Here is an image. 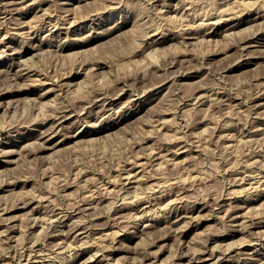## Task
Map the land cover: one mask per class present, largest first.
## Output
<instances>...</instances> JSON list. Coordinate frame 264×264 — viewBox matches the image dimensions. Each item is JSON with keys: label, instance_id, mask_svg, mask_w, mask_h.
Segmentation results:
<instances>
[{"label": "rangeland", "instance_id": "374dc122", "mask_svg": "<svg viewBox=\"0 0 264 264\" xmlns=\"http://www.w3.org/2000/svg\"><path fill=\"white\" fill-rule=\"evenodd\" d=\"M0 1L2 3L10 2V0L9 1L8 0H3V1L0 0ZM15 1L16 0H12V2H10V3L14 4ZM17 1H19V2H16L15 5H12L13 6V7L11 6L12 9L9 8L8 13H6L5 15L2 13L0 14V41H1L0 42V48L2 47V49H0V54L2 51V53L5 55V56H3V54H2V56H0V93L5 92V91L6 92H14L16 90H19L18 89L19 86L22 87L21 85H24L25 83L27 84V86H30L34 82L33 77H35V76H36L35 78L41 77L39 79H41L44 82L46 81V83H47L49 78L53 79V80H57V81L61 80V78L64 80H68V79H70V77L72 75L78 74V73H81V75L78 77V79L75 81V83L79 84L82 82H86V80H87V84L85 86V89H87V91L84 88H83L84 90L82 91V88H81V93L83 94V96L81 97L82 99L78 98L79 96L82 95L79 92L80 89L78 91H75V92L73 90H72V92H71V90H69V92H68V90H66L67 93H65L66 91L62 92V94H59V95H58V93H54V95L51 94L50 96H48L46 98H41L42 97L41 95H43L41 93H44V91H46L47 88H50V84H46L47 86L45 85V86L39 87L37 85V81H36L35 84L37 87L31 86V88H33V90H34L33 94L31 93L30 95H26L29 97H25V100H27V99L30 100V98H31L32 103L30 101L26 102L24 100L22 102L15 101L14 105L18 104L17 109L16 110L9 109L8 111H6L7 107H8L7 104L9 102V100H13V99H11V97H9L6 99V101H4V103H2V106L0 105V130H1L0 131V147H1L0 150L3 149L4 151H6V149H7L9 151L10 148L11 149L13 148L12 150L10 149V151H13L16 148V151L14 150L15 151L14 155H11V156H9L7 153H5V155H4L3 150H2V152L0 151V153L3 154V155L0 154V209H1L0 215L2 216V217L0 216V223H1L0 224V231L2 229L6 230L5 228H7L8 225L12 226V223H13V226L15 224V227L17 226V229H19L17 231V233L11 234V237H9L10 235L2 236L3 230H2V232H0V241L5 240L6 243L8 242L7 244L5 242H2L4 244H2L0 242V252H2L1 248H3V250L5 248L8 249V250L5 249L7 252L4 250V252H6L5 254L3 252V255H1L2 253H0V255H1L0 257H2V258H0V262H1L0 264H2V262H3V264L5 262H7L6 264H10V263L11 264H17L20 257L23 256V253H24V256L27 253L30 254L29 253L30 252L29 251V247H30L29 245H32V243H35V242H33L34 240L36 241V244H37L36 245L37 249L35 248V250L37 251V254L39 253L40 255L49 257L48 261L45 262L46 264H49V263L51 264V262H52V264H84V263H86V264H109V262H111V264H114V263H116V264H133V263L134 264H176L178 262L179 257L181 255H184V254H190V253H188V252H190V250H191L190 255L192 256V254H193L192 257H194L191 259V262L194 261L192 264H203L202 259H204V257L210 259V260H207V262H205L204 264H208V263L211 264L215 261L216 258L214 260L212 258H209L210 254L212 252L210 250H213L214 247H216L215 250L218 251V252H216V254L218 256L219 253H222L223 249L221 248V246L224 244V242H226V244H224V245H226V248L223 245V248H224L223 251H225V249H227L228 246L235 245L234 244L235 242H237L236 245H239V243L240 244L243 243V245L238 246V249H240V251L237 249L235 253H232V255H233V263L232 264H240V263L246 264L249 261H251V258L260 259L262 256H259L257 254H262V255L264 254V231H259V229H255L253 227L251 228V226H249L246 229H242L244 231L241 230L240 232H234V229H236V228L239 229L240 227L236 226V225H232L235 222L233 220V218L235 216H234V212H232V210H231V206L232 205L233 206L238 205L237 208L243 207V206L245 207V205H248V207H250V208H251V206L254 207V205H255V207L259 206L260 210L262 208L261 212L259 211V213L264 215V198H263L264 197V186H263L264 185V177H263V175H264V172H263L264 171V162L263 161L264 160H262V159H264L263 158V156H264V149H263L264 143H263V141L264 140H262V139H264V135H263L264 134V127H263L264 126V118H263L264 108L262 109L263 111L261 110L260 112L256 111L255 108H252L254 106L253 104L255 103V99L258 98V96L264 92V85H263L264 84V43H263L264 40H262L260 46H256V47L252 48L253 52L251 50H248V52H243L238 45L239 43H237L241 40V38H242L241 36H245V38H249V36H251L249 29H251L250 31L252 33V37L258 36L259 38L261 37L262 39H264V33H263L264 32V23H261V25L263 24L262 25L263 27L261 25L257 24L258 22H262V21L264 22V17L260 18L261 20L259 18H257L255 21L253 20V22H248V23L244 24L243 26H241L240 28H238L236 31H239V30L241 31L239 33V35L240 34L241 35L240 36L237 35L238 37H240L239 39L237 36H233V37L224 36L227 33V31L224 30V27H223L222 33L219 35V37H217V40L219 42L213 41L214 42L213 43V42H210L208 40L207 41H205V40L201 41L200 39H197V38L200 37L201 39L202 38L205 39V37H204V34L206 33L205 30L210 31L212 29V23H213L212 20L215 21V19H214L215 16H212L211 19H209V21L206 20L207 21L206 24H208V25H204L202 27V29L199 28V30H198L197 25L200 23V20L198 21V23L196 22L197 21L196 20V17H197L196 12L198 15L199 13H203L204 10L206 11L207 9H209L211 7L213 8V6H214V8L221 7L220 5H222L221 8L224 7V10L228 11L226 5H228V7L230 6L229 7V10H230V8H233L236 6V5L233 6L235 4V1H236V4H238L237 6L241 10L240 9L238 10L237 6L235 7L236 11L233 8L232 16H234V15L236 16V17L235 16L233 17L234 19H236L237 17L238 18L244 17L245 15L252 13V11L254 12V13H252V14H254L253 17H257V15L258 16H264L263 15V13H264V6H263L264 0H262V2H261V0H259V1L258 0H254V1L252 0L253 2L249 0L250 2H252L250 8H249L250 4H249L248 0L243 1L240 4H239V2L242 0H238L239 2L237 0H235V1L234 0H228V2H226L224 4V6L222 3L225 0L224 1L223 0H172V1L171 0H65L66 4L64 3L65 2L64 0H60L62 2H60L58 0H49V1H47V0H40V1L39 0H33V2H32V0H21V1L17 0ZM34 1L35 2L37 1V2L35 3ZM230 1H231V3H229ZM255 1H257L258 4ZM23 2H25V3H23ZM40 2H43V3L40 4ZM244 2H245V5L243 4ZM246 2H248L247 6H246ZM29 3H31V4H29ZM189 3H192V5L191 4L189 5ZM217 3L218 4L221 3V4L218 5ZM27 4H29V6ZM188 5L191 7L186 8V7H188ZM258 6L259 7L262 6V7H260V8H262V10ZM24 7H25V9H24ZM26 7H27V9L28 8L29 9L26 10ZM168 8H170V9L168 10ZM184 8H185V11H184ZM197 8H198V11L196 10ZM200 10H201V12H200ZM243 10L245 12H243ZM255 10H258L259 13ZM173 11H174V13H172ZM186 11H188V12H186ZM183 12H184V15L182 14ZM194 12H195V14H194ZM236 12H238V13H236ZM21 13H22V15H21ZM178 13H179V15H177ZM189 13H191V14H189ZM240 13L242 14V16ZM2 15H4V16L2 17ZM180 15H181V17H177ZM12 17L14 18L13 21H12ZM19 18H20V20H19ZM21 18L23 19V21L24 20L26 21V22L22 21L23 25L21 22V20H22ZM180 19L181 20L183 19V20L180 21ZM187 19H189V21ZM1 20L3 23H1ZM3 20H5V21H3ZM19 21L21 24L19 23ZM56 21H58V22H56ZM67 21H69V22H67ZM71 21H73V24L70 23ZM74 21L76 22V24L74 23ZM186 21L188 22L189 26L187 25ZM64 22H66L67 24ZM183 23H185L186 25L185 24L183 25ZM44 25H46L47 27L46 26L44 27ZM67 25H71V27L70 26L68 27ZM148 25H150V26H148ZM157 25H158V27H157ZM13 26H15V27H13ZM53 26H55V27H53ZM63 26H65V27H63ZM159 26H160V28H159ZM186 26H188L189 28L188 27L186 28ZM191 26H193V27H191ZM206 26H207V28H206ZM208 26H210V27H208ZM259 26H261V27H259ZM50 27L52 28V31H50ZM62 27H63V29H62ZM181 27H183V28H181ZM10 28H12V29H10ZM16 28H18V29H16ZM53 28H55V29H53ZM60 28H61V30H60ZM155 28H157V30H158L157 33L165 34V35L169 36L171 39H169L166 42V44H165L166 46H164V47H166V49L163 48L165 50L162 51V53H160L161 56L158 55V57L160 56L158 60L151 58V60L153 59V60H155V62L157 60L158 62H156V64L153 63V65H152L151 60L148 58L149 63L147 66V63H144V61H146L147 58H145L146 60H144L145 53H143V50H144L143 48L147 44V42H145V41H149L148 37H149L150 33H152V31ZM190 28L193 31L195 30L196 32H192V30H190ZM40 29H42V30H40ZM44 29H46V30H44ZM160 29H162V30H160ZM184 29L185 30L188 29V30L184 31ZM255 29L256 30L258 29V32ZM260 29H261V31H260ZM12 30H14V31L17 30V31L14 33V31H12ZM25 30H27V31H25ZM30 30H33V31L31 32ZM44 31H45V33H44ZM148 31H149V35H148V37H146L145 34H147ZM17 32H19V33H17ZM20 32H23V33H20ZM28 32H30V33H28ZM46 32L47 33L51 32V33L47 35ZM56 32H57V34H56ZM34 33L36 34V36ZM177 33H179V34H177ZM18 34L19 35L21 34V35L19 36ZM67 35H68V38H67ZM45 36L48 38H46ZM160 36L161 35L159 34L157 36V38ZM191 36L195 37V39H189V38H191ZM196 36H198V37H196ZM51 38H54V39L52 40ZM58 38H59V40H57ZM234 38H235V43L237 45L233 44ZM231 39H233V40H231ZM143 40H144V42H143ZM46 41H47V43H46ZM141 42L143 44V47H142ZM31 43L33 45L34 44L36 45V43L38 45L42 44L41 52L40 51H34L32 49L33 45ZM57 46L58 47L60 46V48L58 49ZM65 46H68V47L65 48ZM73 46H74V48H73ZM228 46H229V48H227ZM4 47H6V49ZM184 47H186L187 50H185ZM14 49H16V50H14ZM46 50H48V51H46ZM57 50H58V52H56ZM238 50H240V51H238ZM14 51L16 54H14ZM44 51H46L45 53L47 55L44 54ZM165 51L167 52V54ZM38 52H40V53H38ZM19 53H21V56H23V57L16 59L17 56H19L18 55ZM8 55H10V56H8ZM162 55H164V56L162 57ZM1 57H3V58H1ZM11 57H12V59H10ZM131 58H132V60H130ZM22 59H23V61H22ZM134 59L137 61L141 60L140 61L141 63L138 62L139 64L137 63L138 65H136L135 64L136 62L134 61L135 63L132 64ZM16 60H17V62H16ZM142 60H144V61H142ZM12 63H17V64L13 68H11V70H10V64H12ZM100 63H108L111 66L110 67L111 69L106 68V69L98 70L97 72H99V75L102 76V77L99 76L100 78H103V75H106V76H104V79L100 80V79L96 78V79H91V81H90L89 80L90 78L88 79L89 76H87L83 73H86V72L92 73L93 72V71H91L92 69L90 71H86V69L88 68V70H89V67L93 68L94 66H96ZM25 64H27V65H25ZM30 64L32 65L31 69H29ZM149 65H151L152 67H150ZM20 66H21V68H20ZM22 66H23V68H22ZM26 67L29 69V71L32 72L31 73V74H33L32 78L29 76H26V78H24L25 77L24 76L23 78L15 79L16 80L15 81L12 73H14V71H17V69L18 70L21 69L22 74L26 75V73H27ZM35 68L38 69L39 71L36 70ZM33 70H35L37 73ZM110 70H112V71H110ZM48 71L50 73H48ZM71 71H73V72H71ZM108 73H109V75H107ZM110 73H112V74H110ZM178 74H179V76H178ZM53 75H58L59 77L61 76V78L59 79V77H57V76H55V77H57V78H55V77H53ZM64 75H65V77H64ZM9 76H11V77H9ZM107 77H108V79H107ZM117 78H119V79H117ZM105 79L109 81V84H110V81L113 82L114 84L111 83L110 86L107 84L109 86V88H108V86L105 83L106 87H104L103 82H106ZM116 80H118V81H116ZM13 81L16 83H14ZM122 81H124V82L122 83ZM164 81H165V83H164ZM30 82H31V84H29ZM94 82H96V83H94ZM98 82H101L103 85L101 83H98ZM154 83L157 85L156 88H155ZM160 83H162V85ZM35 84L33 83L32 85H35ZM97 84L98 85L101 84L102 87L99 85L100 87L96 88V86H98ZM159 84H160V86H159ZM91 86H93V87H91ZM164 86H165V88H164ZM262 86H263V89H262ZM203 88L204 89L206 88V91ZM88 89H89V91H88ZM92 89H94V90H92ZM95 89H96V91H95ZM100 89H102V90H100ZM10 90H12V91H10ZM105 90L108 94L105 93ZM217 90H219V91H217ZM98 91L104 92L105 96L107 95L106 96L107 100L106 99L103 100L102 98H100V100L96 101L97 99H96V97H94V95L96 96ZM133 91H134V93H133ZM72 93H75V96ZM84 93H86V94L90 93L91 96L85 95ZM92 93H95V94H92ZM201 93H203V95H204V93H206L205 95H208L210 97L211 96L215 97V98L218 97V99L220 101H222V103L220 101H215V103L212 102V104L210 105V101H212V100H210V101H207L206 103L201 104V106L199 103H197L196 105H198V106H196L195 108H194L195 105H189L191 103V101L194 102L195 98L198 97ZM208 93H210V94H208ZM66 95H69L70 98L67 97ZM20 96H23V95H20ZM59 96L61 98H59ZM76 96H78L77 100H79V101L82 100V101L79 102V101L75 100L74 104H71V103H73V100L76 99ZM253 96H254V98H253ZM63 97H64V99H67V100L62 99ZM88 97L89 98L92 97V99L94 98L96 100H94V99L90 100ZM225 97H227V98H225ZM86 98H88L89 100ZM113 98H115V99H113ZM221 98H223L225 101H223ZM34 99H36V100L34 101ZM40 99L42 100L41 101L42 103L38 102V100H40ZM55 99H57V101ZM189 99L191 100L190 102H188ZM92 101L94 102V104H92L93 103ZM102 101H105V104ZM110 101H113V102H110ZM33 102L34 103L36 102L35 106H34ZM44 102L48 106V108L45 107L46 109L42 108L40 106V105H42V106L45 105ZM52 102L55 103L54 106L52 105L53 104ZM63 102L67 103V105L62 104ZM82 102H84V104ZM30 103H31V106H33L35 108H32L29 105ZM37 103H40V104H37ZM56 103H58V104H56ZM89 103L91 105H86ZM225 103H227V104H225ZM233 103H234V108L232 105ZM49 104L52 106L51 108H50ZM216 104L221 105V106L219 107ZM57 105H59L60 107L58 108ZM70 105L74 106L76 109L74 110V108L71 107ZM112 105H113V107H112ZM209 105H210V108L208 107ZM36 106H39V108H37V109H40V107H41V109L37 111ZM55 106H56V109L55 108L53 109V107H55ZM67 106H68V108H67ZM81 106H83V107H81ZM192 106H193V109H192ZM235 106H236V108H235ZM3 107H4V109H3ZM91 107H93V108H91ZM188 107H190V108H188ZM200 107H202V108H200ZM60 108H61V110H59L60 112H62V111L63 112L67 111V113L71 112L69 118L64 120L63 121L64 123L62 122L63 126H60L57 128V134L52 136L53 137L52 138V144L54 142H57V141L62 142V143L59 146H57L56 149L46 150V151H44L45 152L44 153L43 151H41V149H42V147H44V145H46L47 142L46 141H44L45 143H41V142L43 140H46L45 139V137H46L45 133L47 132V129H49V127H51L54 124V122H53L54 117L57 116V113L60 114V112L57 111V109H60ZM84 108H85V110H84ZM187 108L190 111L187 110ZM42 109H44V110L42 111ZM197 109H199L200 111ZM68 110H70V111H68ZM185 110H187V111H185ZM196 110H197V112H196ZM229 110L231 111L230 114H232V115L228 114ZM253 110H255V111H253ZM182 111L183 112L185 111V112L183 113ZM55 112H56V114H54ZM226 113L229 116H227ZM52 114H53V116H52ZM177 114L178 115L180 114V115L178 116ZM254 114L257 115L256 116L257 118L254 117L255 116ZM259 115H261V117ZM49 116H51L52 118ZM251 116H252L253 120H252ZM77 117H79V118H77ZM159 117L161 120L162 119L168 120V122H167L168 124L166 123V120H165V125H163L166 128H164L163 126H162L163 127L162 128L160 126L162 128L161 131H160V129H158L159 124L157 122H159V121L156 120ZM180 117H182L184 119H180ZM226 117H228V118H226ZM254 119H256V120H254ZM154 120H155V122H154ZM179 120H182V121H179ZM256 121H258V122L256 123ZM259 121L260 122L262 121V122L260 123ZM182 122H183V124H182ZM184 122H186V124ZM228 122H231L232 124L228 123ZM233 122H234V124H233ZM154 123H155L157 128L155 127ZM177 123H178V125H177ZM228 124H231L232 126L235 125V126H233V130L231 128L232 126L228 125ZM166 125H168V126H166ZM214 125H216L218 128L216 126L214 127ZM222 125L225 127H223ZM46 127H48V128H46ZM178 127H179V129H177ZM182 127H183V129H182ZM59 128H60V130H59ZM152 128H154L153 129L154 131L151 130ZM221 129H222V131H221ZM85 130H86V132H85ZM150 130L152 131V133L154 132L152 135L150 133L151 132ZM183 130H185V131H183ZM42 131H44V133ZM157 131H159V132H157ZM40 132L42 134H44L45 136L42 135ZM226 132L230 133L231 136H230V134H229V136H226L227 135ZM80 133H81V135L78 136L77 138H75V134L78 135ZM186 133H188V134H186ZM243 133H244L245 137H244ZM252 133H254V134H252ZM39 134H41V135H39ZM179 134L182 135V137H181L182 139L179 137L180 140L177 139L178 136H181ZM194 134L198 135V137L197 136L193 137ZM221 135H225V137L224 136L221 137ZM257 135H258V137H257ZM260 135H261V137H260ZM26 136L27 137L30 136V138L27 140V139H25ZM183 136H184V138H183ZM187 136H188V138H187ZM232 136H234V137L232 138ZM246 136H247V138H246ZM255 136L259 140L256 139ZM22 137L25 140L21 142L20 140H23ZM142 137H145V138H143L141 140ZM220 137L223 139H220ZM238 137H240V138H238ZM243 137H244V139L246 138L245 139L247 141L246 143H245V140L242 139ZM250 137H253V138H250ZM63 138H65V139H63ZM148 138H150V139H148ZM197 138H198L199 142L196 140ZM146 139H147V141H146ZM253 139L256 141H251ZM60 140H63V141H60ZM191 140H193V142H195V143H193ZM240 140L243 143H240ZM249 140L251 142H249ZM136 141H138V144ZM231 141H233L232 144H231ZM236 141H238L237 144H236ZM59 142H57V143H59ZM139 142H140V144H139ZM226 142L231 144V145L227 146L228 144H226ZM248 142L250 144L254 143L257 147L259 145H261L259 143H262L263 145L259 146L258 148H260V149H258L254 144L253 145L251 144L252 146L250 144L248 145ZM233 143L236 146L233 145ZM54 144H56V143H54ZM23 145L24 146L26 145V146L24 147ZM39 145H40L41 149H40ZM182 145L187 146L188 153L186 151L182 154L176 155V150H178L177 148H179L180 146L182 147ZM189 145H191V147H189ZM197 146H199V147H197ZM164 147H165V149H162ZM233 147H235V148H233ZM253 147H254V149H251ZM151 148H152V150H151ZM168 148H170V149H168ZM193 148L195 149V151ZM155 149H156V151H154ZM32 150H36V151L34 152ZM149 150L151 151V153L149 152ZM157 150L158 151L160 150L161 152H163V154H166V156H165L160 152L161 156L163 155L162 156L163 160H162L161 156L155 160L152 159V158H155L154 157L155 155L158 156L156 154ZM250 150H252V151H250ZM27 151H28V154H27ZM31 151L33 152V154ZM152 151H154V153ZM168 151L170 153H168ZM260 151H261V153H260ZM179 152H182V151H179ZM244 152H246L248 154V156L249 155L250 156L248 157L247 154ZM253 152L255 154H253ZM24 153H26V154H24ZM144 153L145 154L148 153L147 156ZM167 153H168V155H167ZM149 154H151V156ZM253 155H255V156H253ZM177 156H179V157H177ZM149 157H150V159H149ZM164 157H165V159H164ZM136 158L138 159L137 162H142V160L144 161V164L142 162V164H143L142 166H145L146 163H148L146 161L147 159L150 161L149 162L150 164H147V167L145 166L146 167V168H144L145 170L143 169V167H140L145 172H143L140 168H138V166L137 167L135 166V165H137ZM171 158H172V161H171ZM174 158H175V160H174ZM252 159L255 161L257 159L258 160L256 162L252 163V161H253ZM156 160H158V161H156ZM168 160L171 161V163L173 162V160L175 162L178 161L179 164L178 163H177L178 165L175 164V165H177L176 167L174 164H172L173 165L172 166L170 162H169L170 164L168 163ZM244 160H246V161H244ZM130 161H132L133 164ZM159 161L161 162V165L165 161H166L165 163L166 164L168 163L169 165L168 164L166 165L164 163L163 165L164 166L166 165L167 167H164V169L162 170V168L160 167ZM180 161L183 164L180 163ZM259 161H261V162H259ZM125 162H127L126 165H124ZM152 162L153 163L155 162L154 163L156 165L155 167H157L158 170L161 168V171L159 170L160 172H158L157 170L154 171V169H156V168L154 166H152V164H153ZM157 162H158V164H157ZM241 162H243V163H241ZM246 162L248 164L247 166H246ZM233 163H234V165H236L238 167L235 168V166H231V164H233ZM240 163H241V165H243V164L244 165L241 166ZM260 164H262V165L258 167L257 165H260ZM118 167H120V168H118ZM228 167L229 168L232 167V168L229 169ZM246 167H249L250 169L246 168ZM117 168H118V170H116ZM121 168L123 169V171ZM130 168H131V171L138 168L137 170L134 171V173L140 169V171H138L137 174H139V175H141V173H142V175L144 174L143 175L144 178L142 177V179L139 180L141 182L142 181L144 182L143 184L140 182L141 183L140 188H142V189L137 188L138 183H139V181H138V182L129 183L127 186L132 185L133 187H127V189L124 190V186H123V182H125L124 178H123L124 169H128L130 171ZM150 168H152L154 172L153 171L151 172V170H149ZM118 171H120V172H118ZM162 171H164L165 173ZM244 171L247 173H243ZM254 171L256 172V174ZM232 172H238V173H232ZM118 173H120L121 176L116 175ZM200 173H201V175H200ZM203 173H205L206 175H204ZM75 174L78 176H75ZM152 174H154V176H156V177H154ZM189 174L191 176H189ZM244 174H245V177H244ZM114 175H116V177ZM160 175L163 177L161 178ZM187 175H188V177H187ZM192 175H193V179H192ZM236 175H237V177H236ZM252 175L254 178H252ZM95 176H96V178L94 179ZM111 176H113L115 178H117L119 176V179L118 178L117 179H118V181L119 180L120 181L118 182L116 179V183L117 182L118 183L116 185H114L115 178H113ZM150 176H152L154 178H152ZM194 176H196V178ZM204 176L207 178H204ZM246 176H248L249 178ZM102 177H104V178H102ZM168 177L171 178V180ZM199 177H201V179H199ZM240 177L244 179L243 182H241L243 179L241 180ZM145 178H146V180H145ZM180 178H182V179L180 180ZM183 178L184 179L189 178V179L186 181L184 180L185 181L184 182ZM235 178H237V179L235 180ZM86 179H89V180L86 181ZM106 179H110V180L113 179L114 181H110V180H106ZM121 179H123V181ZM158 179H161V180H159L160 184L157 183ZM254 179H256V180H254ZM96 180H98V183ZM99 180H100V182H99ZM155 180H157V181H155ZM173 180H176L179 183V185L176 181L174 182ZM261 180H262V182H261ZM84 181L87 185L85 183H82ZM147 181L148 182L150 181L149 184ZM163 181H166V182H163ZM167 181H168V184L164 185V183L166 184ZM171 181H172V183H171ZM245 181H246V183H245ZM254 181H257V182H255L256 184L254 183ZM66 182H67V184H66ZM102 182H104L105 184L107 183L106 184L107 186L109 184L107 190H105L106 185ZM161 182H163V183H161ZM238 182L239 183L241 182V183L239 184ZM247 182H249V184ZM99 183L102 185H100ZM150 183H151V186H150ZM251 183H252V185H250ZM257 183H259L258 186L260 187V189L256 188V187H258V186H256ZM27 184H28V186H27ZM79 184L81 187H79ZM96 184H98V186ZM155 184H157L159 186H156ZM2 186H3V188H2ZM68 186H69V188H68ZM91 186H92L93 190L91 189ZM101 186H103L104 189ZM110 186L113 189L115 186L116 189L112 190ZM120 186H121V188H120ZM147 186L150 187L148 191H146L148 189ZM155 186L158 188L160 187V189L157 188L158 189V190L156 189L157 191H152V190H155ZM162 186H163V188L161 189ZM243 186H245V188ZM247 186H249L248 187L249 189H246ZM95 187L99 188V189L98 190L96 189L94 191ZM117 187L119 188V190L123 189L122 191H120L121 192L120 194H119V190ZM168 187H170V189H168ZM241 187H243L242 189L244 191L240 190ZM6 188H7V191L5 190ZM164 188L166 189V192H165ZM253 188H255L257 190H254ZM84 189H87V190H84ZM109 189L111 192L110 193L111 196L109 194ZM134 189H136V191H138V192L134 191ZM104 190H105V192H104ZM117 190H118V192H117ZM127 190H129L131 192H129ZM140 190H142V192H140ZM160 190H162V191H160ZM250 190H251V192H250ZM67 191H68V193H67ZM106 191H108V192H106ZM114 191H116V192H114ZM181 191L183 194L181 193ZM233 191L234 192L236 191L237 194H236V192H235V194L232 193ZM238 191H240L241 193ZM247 191L249 194L247 193ZM61 192H62V194H61ZM64 192L66 193L65 196H64ZM95 192H99L98 195H97V193L95 194ZM101 192L103 194V195L101 194L102 196L100 195ZM135 192L138 194H135ZM69 193H70V197L68 196ZM87 193H88V195H87ZM89 193H90V195H89ZM107 193L109 195H107ZM114 193H116V194L114 195ZM122 193L123 194L125 193V195H124L125 198L129 197L131 199H133V198L136 199V197H138V199H137L138 201L134 200V199L131 200L128 198L129 200H126V201L129 202V208H123V206H121L124 203L122 201V200H124ZM139 193H140V195L142 194V196H139ZM145 193H146L147 197L145 196ZM228 193H229V195H227ZM238 193H239V195H238ZM258 193H260V196ZM104 194H106V195H104ZM150 194H151V196H150ZM176 194H178V195H176ZM232 194L234 195L233 198L235 201L234 200L231 201L232 202V204L230 205L231 211L229 210V207H228L229 205L227 207H224V210H223V208L218 209L217 204L222 200H227V198H230V195L232 197ZM85 195L87 196V199L85 198ZM92 195H93V198H91ZM116 195H119V196H116ZM120 195H122V199H121ZM59 196H61V197H59ZM148 196H149V198H148ZM154 196H156V197H154ZM164 196H166V197L164 198ZM223 196L226 198H223ZM34 197H36L35 200H34ZM41 197H42V199H41ZM77 197H78V200H77ZM141 197H142V199L145 198V199L149 200V203L141 202L140 201ZM181 197H184L183 198L184 200ZM220 197H221V199H220ZM39 198L41 201H39ZM101 198L103 200V201L101 200L102 203L100 201H98V199L100 200ZM171 198H172V203L170 205V204H168V200L170 201ZM173 198L178 200L179 203H178V201L176 202V200ZM178 198H180V199H178ZM256 198H257V200H255ZM22 199H24V200H22ZM53 199H54V202H53ZM112 199H114V202H112L113 201ZM25 200H26V202H28L27 206H26ZM86 200H88V201H86ZM90 200H92L93 203ZM115 200H117V201L115 202ZM173 200H174V202H173ZM243 200L245 203L243 202ZM22 201L25 203V205ZM80 201H83V202L80 203ZM96 201H98L100 204ZM109 201L111 202V204ZM135 201H136V205L133 203ZM157 201H159L161 204ZM183 201H184V203H183ZM44 202H45V204H43ZM74 202H75L76 206L73 205ZM119 202H122V203L120 204ZM153 202H154V204H153ZM155 202H156L157 206H155L156 205ZM175 202H176V204H175ZM49 203H50V205H47ZM76 203H78V204H76ZM107 203H109V205H111V206H108ZM141 203H143V204H141ZM234 203L235 204L237 203V204L235 205ZM20 204H21V206H20ZM112 204L114 206H112ZM131 204H132V206H131ZM145 204L146 205L149 204V205L145 206ZM163 204L166 207H163L164 206ZM180 204H182V205H180ZM250 204H254V205H250ZM88 205H91L93 208H91V206L89 207ZM93 205L94 206L100 205V206H98L100 209L97 206L96 207L99 209V211L101 213ZM185 205H187L188 207ZM46 206H49V207L46 208ZM56 206H58L59 208ZM71 206H72V209H71ZM82 206L89 207L90 209H88V211L90 210L89 211V212H91L90 214H92L94 212L93 214H96V215H93V214L90 215V214H88L89 213L88 211H87L88 213L87 212H81V213H83L81 215L79 212V209L82 208ZM117 206H119V208H121V207L122 208L118 209ZM177 206H179V207H177ZM215 206H216V208H215ZM34 207H36V208H34ZM62 207H63V209H62ZM73 207H75V208H73ZM145 207H146V209H145ZM193 207H195V208H193ZM199 207L204 208V210L201 211L200 213H197V214H200L201 216L203 214L205 217L202 216V218H203L202 219L201 216L199 215L200 217L197 219L198 215L195 213L194 216L197 215V217H195L194 219H188V220L183 219L181 224L187 223L186 224L187 226H184L183 224L182 225L184 227L180 226L184 229V231L181 228L180 231H174V232L171 231L170 232L169 230H171V229H169L170 227L166 226L167 223L165 224V222L159 221V219H157V217L162 219L163 216L168 217L167 219H171L176 214H178V215L179 214L180 215L185 214L184 216H186V214L188 213L187 214V216H188L190 214V212H192L194 209L199 208ZM253 207L251 209H252V212L254 213L256 208L255 207L253 208ZM12 208H14V209H12ZM48 208L52 209L53 213H52V210L49 211ZM65 208L69 209V210L67 211ZM139 208H141V210ZM148 208L150 211L152 210L151 211L152 214L149 213L150 211L148 210ZM227 208L229 211L227 210ZM43 209H45V210L47 209L48 212H43L44 211ZM109 209L111 210V212ZM136 209H139V210H136ZM159 209H160V211H159ZM174 209L177 211H175ZM2 210L4 211V213H1ZM39 210H40V212H39ZM57 210H58V212H57ZM95 210H97V212L101 215V217H100V215H98V213ZM112 210L116 211V212H113ZM117 210H118V212H117ZM132 210L135 212V214ZM183 210H186V211H183ZM258 210H259V208L256 211H258ZM29 211L34 212L32 214L36 218L33 219V217L31 216V212H29ZM210 211L212 212L211 216L209 213H207L208 215L206 214V212H210ZM226 211H228V212H226ZM66 212L70 213L71 214L70 216H72V217L69 218L70 220L68 219L66 221V223H68L67 224L68 226L64 227L65 229L63 228L64 230H61V232L59 231L60 234L62 233L63 235L65 234L67 236V234L69 233V230H70V225L71 226L76 225V223H73L76 219L75 222H77V224L83 223V225L81 224L82 229L80 232L84 231L82 235H80L79 237L77 236V237H78V239L81 238V239H79L80 241L83 240L86 243H84L82 241V242H80V244H78L79 240H77V237L74 238L75 234H77L78 232L75 233L70 238V240H68V243H66V244H61L62 240L60 238H58V236H55L56 235L55 233L53 234L52 226L50 227V216L55 217L56 215L59 216L60 214H65ZM126 212L129 214L131 213L133 215L130 214L131 215L130 216L129 214H127V218H126V216H125ZM160 212L163 215H161ZM163 212H165V213H163ZM112 213H113V215H112ZM121 213H124L123 218L121 217L117 221H115V223H113V221H111L109 216H120ZM136 213H138V215L139 214L141 215V213H142L143 217L142 216L139 217L138 215H136ZM218 213H219V215H218ZM227 213H229V214H227ZM255 213H256V215L255 214L254 215L256 217L254 218L253 221H255V219L257 221L262 220V219L264 220L263 215L258 214L259 215L258 216L257 212H255ZM45 214L47 215V219H49V220H47L46 218H44V219L40 218L43 215H44V217H46ZM54 214H56V215H54ZM103 214H105V215H103ZM83 215L84 216L86 215V216L84 217ZM97 215H98V217H97ZM149 215H153V220L146 221L149 219V217H150ZM3 216L6 217L7 220H6V218H3ZM15 216H17V217L13 218ZM18 216H19V218H18ZM48 216H49V218H48ZM80 216L81 217L83 216V217L80 218ZM128 216H130V217H128ZM217 216H219L220 218H217ZM27 217L29 220L30 219L31 220L29 221L27 219ZM92 217L93 218L95 217V219H93ZM96 217L98 219H96ZM105 217H107V219ZM138 217L141 219H139ZM145 217H146V219H145ZM151 217H150V219H151ZM231 217H233V218H231ZM258 217H259V220H258ZM11 218H13L14 220ZM3 219H5L6 221H4ZM9 219H11V221H10L11 223L8 221ZM41 219H43L44 221ZM77 219H78V221H77ZM144 219H145V221H144ZM196 219L200 220L201 222L198 221V223H197ZM35 220L36 221L39 220V221L43 222L41 224L38 223L37 227H35L36 229L38 228L40 230L41 228H43L42 226L45 227V225L47 224L46 225L47 229L46 228L44 229V231L47 234H45L44 231L42 232V230H41V232H40L37 229V232L39 231V234L37 233L38 235L36 236V234H35L36 229L31 228L32 225L34 224V222H36ZM71 220L73 221L72 224H70ZM32 221H33V223H32ZM47 221H49V222H47ZM81 221H83V222H81ZM105 221H107L108 223ZM147 222H151L150 224H155V227H152L153 228L152 230L151 229H145L144 226L146 224H148ZM123 223H124V225H122ZM225 223H226V225H225ZM110 224L114 225V226H111ZM126 224H128V225H126ZM130 224H132V225H130ZM188 224H190V225H188ZM235 224L238 225L239 222H237ZM247 224H249V223H247ZM22 225L26 226V227H24L25 230L22 229L23 228ZM120 225H121V227H120ZM125 226H126V228H125ZM234 226H236V227H234ZM48 227H50L49 231H47ZM113 227H114V229H113ZM232 227H234V228L232 229ZM115 229H116V231H115ZM103 230L105 232H103ZM108 230H109V232H108ZM113 230H114L115 234H114ZM124 230H126V231L124 232ZM21 231H22V234H25L26 232H28V233H26L27 236L25 234V236L23 235V237H21V235H20ZM62 231H64V232L67 231L66 232L67 234L62 232ZM110 231H112V232H110ZM117 231H121V232H117ZM250 231H252L251 234H250ZM106 232H108V233H106ZM176 232H178V233H176ZM227 232H229V233H227ZM117 233H120V234H117ZM182 233H184V234H182ZM40 234H41V236H40ZM93 234H95V235H93ZM106 234L107 235L109 234L108 235L109 237ZM177 234H179V235H177ZM180 234H182V235L179 238ZM99 235H101V239H100ZM104 235H106L105 236L106 238L102 237ZM113 235H115V236L117 235L116 238H114L115 236H113ZM16 236H18V237H16ZM29 236L32 238L30 239ZM39 236H40V238H38ZM92 236H94V237L99 236V237L98 238L97 237L92 238ZM14 237H15V239H14ZM28 237H29V239H28ZM67 237H69V235ZM73 238H74V241L72 242ZM96 238H97V240H96ZM112 238H113V240H111ZM22 239L23 240L25 239L26 242L24 240V242H25L24 243ZM98 239H100L101 242H103L102 247H101V242L99 244H97L100 241ZM181 239L184 240L183 243H181V241H183ZM206 239L209 242V243L206 242L207 244L205 243ZM19 240L22 243L19 242ZM44 240H45V242H44L45 244L43 243ZM90 240H91V242H90ZM94 240H96V244L98 246L97 245L94 246V244H95ZM107 240H108V242H107ZM31 241H32V243H31ZM37 241H38V243H37ZM70 241L72 242V244L69 243ZM111 241H113L116 245L113 244V242H111ZM241 241H242V243H241ZM243 241L246 243H244ZM14 242H16V243H14ZM40 242H41V245H40ZM59 242H60V244H59ZM216 242H218L217 245L220 244L219 245L220 249H218L219 246L218 247L215 246ZM227 242L228 243L232 242L233 244L230 243V245H229ZM260 242H262L261 245H260ZM19 243H20V245H19ZM106 243H107V245H111V248L109 246H107ZM221 243H223V244H221ZM249 243H251V244H249ZM76 244H78V245H76ZM82 244L83 245L85 244V247ZM4 245H5V247H4ZM60 245H62V246H60ZM65 245H67V246L65 247ZM206 245H208V246L205 247ZM259 245L261 247H259ZM1 246H3V247H1ZM39 246L41 247V249H39L40 248ZM42 246L44 247L45 250L47 248L48 249L44 252L43 251L44 249ZM58 246H60V247H58ZM90 246H92V247L94 246V248H96V249L99 248L100 250L99 249H97V250L100 253L103 252L102 249L105 250L103 253H101L102 255L100 253H98L99 256H102V258H104L103 261L96 263L95 260L90 261V260L86 259L89 255H82L81 249H83V248L86 249ZM105 246H106V248H105ZM212 246H213V248H212ZM79 247H80V249H79ZM256 247L259 250L262 249V250H260L261 252ZM23 248L26 250H23ZM76 248H77V250H76ZM112 249L114 252H110ZM194 249H196V252L199 250L198 251L199 253H196ZM202 249L203 250L205 249V251L201 252L200 250H202ZM71 250L72 251L74 250V251L72 252ZM254 250H256V252ZM8 251L10 252L11 255L8 253ZM60 251H62V252H60ZM252 251H253V253H252ZM20 252H22V253H20ZM47 252H50V253H47ZM43 253H46V254H43ZM180 253H182V254H180ZM201 253H203V254H201ZM20 254H21V256H19ZM52 254H54V256ZM65 254H67V255H65ZM72 254L74 255V257ZM176 254L178 256L179 255L180 256L178 257V256H176ZM104 255H106V257ZM219 255H221V254H219ZM60 257L64 261L62 259H60ZM246 258H248V259H246ZM74 259H76V260H74ZM108 259H109V261H108ZM135 259H136V263L134 262ZM142 259L143 260L145 259V260L143 261ZM6 260H9V261H6ZM60 260H62V261H60ZM83 260H85L86 262L85 261L83 262ZM116 260H117V262H116ZM118 260H119V262H118ZM240 260H242V261H240ZM59 261H60V263H59ZM68 261L70 263H68ZM80 261L83 263H81ZM211 261H213V262H211ZM93 262H95V263H93ZM236 262H238V263H236ZM225 264H228V263H225Z\"/></svg>", "mask_w": 264, "mask_h": 264}, {"label": "bare ground", "instance_id": "6f19581e", "mask_svg": "<svg viewBox=\"0 0 264 264\" xmlns=\"http://www.w3.org/2000/svg\"><path fill=\"white\" fill-rule=\"evenodd\" d=\"M2 1H3V0H2ZM8 1H9V0H8ZM20 1H21V0H20ZM39 1H40V0H39ZM47 1H49V0H47ZM58 1H60V0H58ZM64 1H65V0H64ZM171 1H172V0H171ZM171 1H170V2H171ZM223 1H224V0H223ZM234 1H235V0H234ZM237 1H238V0H237ZM243 1H245V0H242V1H240V2L238 1V2H239V4H240V3L243 2ZM250 1H252V0H250ZM250 1L248 0V2H249V4H250V5H249V8H250V6H251V4H252V2H253L254 0H253L252 2H250ZM258 1H259V0H258ZM0 2H1V1H0ZM10 2H12V0H10ZM10 2H8V3H6V2L2 3V2H1V3H0V14L2 13V14L5 15L6 13H8V12H9V8H11L12 5H15V3H16V2H19V1L16 0L14 4H13V3H10ZM27 2H28V1H27ZM32 2H33V0H32ZM34 2H35V1H34ZM36 2H37V1H36ZM36 2H35V3H36ZM44 2H45V1H44ZM55 2H56V1H55ZM60 2H62V1H60ZM69 2H70V1H69ZM69 2H68V3H69ZM71 2H72V1H71ZM166 2H167V1H166ZM221 2H222V1H221ZM226 2H228V0H225V1L222 3L223 6H224V4H225ZM232 2H233V1H232ZM238 2H237V3H238ZM248 2H246V6H247V3H248ZM255 2L257 3V1H255ZM261 2H262V0H261ZM23 3H25V2H23ZM23 3H22V4H23ZM42 3H43V2H40V4H42ZM50 3H51V2H50ZM64 3L66 4V1H65ZM68 3H67V4H68ZM229 3H231V1H230ZM229 3H228V4H229ZM233 3H234V2H233ZM233 3H232V4H233ZM29 4H31V3H29ZM29 4H27V5L29 6ZM51 4H52V3H51ZM61 4H62V3H61ZM61 4H60V5H61ZM70 4H71V3H70ZM167 4H168V3H167ZM170 4H171V3H170ZM190 4L192 5V3H189V5H190ZM217 4H218V3H217ZM219 4H221V3H219ZM219 4H218V5H219ZM243 4L245 5V2H244ZM243 4H242V5H243ZM253 4H254V3H253ZM257 4H258V3H257ZM262 4H263V3H262ZM32 5H33V4H32ZM32 5H31V6H32ZM57 5H58V4H57ZM62 5H63V4H62ZM165 5H166V4H165ZM189 5H188V7H186V8L191 7V6H189ZM230 5H231V4H230ZM235 5H236V6L238 5V4H236V1H235V4H234L233 6H235ZM255 5H256V4H255ZM259 5H260V4H259ZM28 6H27V7H28ZM39 6H40V5H39ZM169 6H170V5H169ZM202 6H203V5H202ZM220 6L222 7V5H220ZM236 6H235V7H236ZM246 6H245V7H246ZM256 6H257V5H256ZM263 6H264V4H263ZM12 7H13V6H12ZM27 7H26V10L29 9V8L27 9ZM36 7H37V6H36ZM205 7H206V6H205ZM209 7H210V6H209ZM216 7H217V6H216ZM221 7L214 8V6H213V8L211 7V8H209V9H207L206 11L204 10L205 12L199 7V8L203 11V13H199V14L197 15V12H196V16H197V17H196V20H197L196 22L198 23V21L200 20V23L197 25L198 30H199V28L202 29V27H203L204 25H208V24H206V22H207L206 20L209 21V19H211L212 16H215V18H214L215 21L212 20V21H213V23L211 22V23H212V29H211L210 31H208V30L206 31V30H205V32H206V33L204 34L205 39L202 38V39H203V40H202L200 37L197 38V39H200L201 41H204V40L207 41V40H208V41H210V42H213V41L216 42V41H218V40H217V37H219V35L222 33V28H223V27H224V30L227 31V33H226L224 36H227V37H233V36H237V35L240 36L241 34L239 35V33H240L241 31H240V30H239V31H236L238 28H240L241 26H243L244 24H246V23H248V22H253V20L255 21L257 18L260 19V18L264 17V16H258V15H257V17H253L254 14H252V13H254V12L251 10L252 13H249L248 15H245L244 17H240V18L237 17L236 19H234L233 17H234L235 15L232 16V13H233L232 11H233V8H234V10H235V7L230 8V10H229V7H230V6L228 7V5H226L228 11H225V10H224V7H223V8H221ZM231 7H232V6H231ZM237 7H238V6H237ZM258 7H259V6H258ZM260 7H262V6H260ZM260 7H259V8H260ZM20 8H21V7H20ZM161 8H162V7H161ZM202 8H203V7H202ZM207 8H208V7H207ZM11 9H12V8H11ZM11 9H10V10H11ZM13 9H14V8H13ZM22 9H23V8H22ZM24 9H25V7H24ZM163 9H164V8H163ZM169 9H170V8H168V10H169ZM192 9H193V8H192ZM227 9H226V10H227ZM231 9H232V10H231ZM237 9L239 10L240 8L238 7ZM256 9H257V8H256ZM260 9L262 10V8H260ZM260 9H259V10H260ZM17 10H18V9H17ZM26 10H25V11H26ZM30 10H31V9H30ZM164 10H165V9H164ZM174 10H175V9H174ZM177 10H178V9H177ZM196 10L198 11V8H197ZM201 10H200V12H201ZM240 10H241V9H240ZM249 10H250V9H249ZM31 11H32V10H31ZM165 11H166V10H165ZM171 11H172V10H171ZM184 11H185V8H184ZM194 11H195V10H194ZM235 11H236V10H235ZM255 11L258 12V10H255ZM22 12H23V11H22ZM161 12H162V11H161ZM166 12H167V11H166ZM186 12H188V11H186ZM191 12H192V11H191ZM243 12H245V11L243 10ZM172 13H174V11H173ZM176 13H177V12H176ZM176 13H175V14H176ZM236 13H238V12H236ZM241 13H242V12H241ZM241 13H240V14H241ZM258 13H259V12H258ZM258 13H257V14H258ZM182 14L184 15V12H183ZM189 14H191V13H189ZM192 14H193V13H192ZM194 14H195V12H194ZM234 14H235V13H234ZM255 14H256V13H255ZM4 15H2V17H3ZM19 15H20V14H19ZM21 15H22V13H21ZM21 15H20V16H21ZM47 15H48V14H47ZM60 15H61V14H60ZM68 15H69V14H68ZM171 15H172V14H171ZM177 15H179V13H178ZM183 15H182V16H183ZM185 15H186V14H185ZM261 15H262V14H261ZM263 15H264V13H263ZM26 16H27V15H26ZM50 16H51V15H50ZM174 16H175V15H174ZM241 16H242V14H241ZM53 17H54V16H53ZM68 17H69V16H68ZM177 17H181V15H180V16H177ZM186 17H187V16H186ZM235 17H236V16H235ZM6 18H7V17H6ZM24 18H25V17H24ZM50 18H51V17H50ZM54 18H55V17H54ZM59 18H60V17H59ZM70 18H71V17H70ZM183 18H184V17H183ZM187 18H188V17H187ZM13 19H14V18L12 17V21H13ZM15 19H16V18H15ZM21 19H22V18H21ZM66 19H67V18H66ZM189 19H190V18H189ZM189 19H187V20L189 21ZM192 19H193V18H192ZM8 20H9V19H8ZM17 20H18V19H17ZM17 20H16V21H17ZM19 20H20V18H19ZM53 20H54V19H53ZM68 20H69V19H68ZM182 20H183V19H182ZM182 20L180 19V21H182ZM185 20H186V19H185ZM190 20H191V19H190ZM260 20H261V19H260ZM3 21H5V20H3ZM10 21H11V20H10ZM22 21H23V19L21 20V22H22ZM24 21H25V20H24ZM24 21H23V22H24ZM44 21H45V20H44ZM44 21H43V22H44ZM49 21H50V20H49ZM23 22H22V25H23ZM25 22H26V21H25ZM46 22H47V21H46ZM56 22H58V21H56ZM61 22H62V21H61ZM67 22H69V21H67ZM186 22H187V21H186ZM1 23H3L2 20H1ZM10 23H11V22H10ZM14 23H15V22H14ZM14 23H13V24H14ZM19 23H20V21H19ZM19 23H18V24H19ZM64 23H66V22H64ZM70 23L73 24V21H71ZM74 23L76 24L75 21H74ZM189 23H190V22H189ZM208 23H209V22H208ZM259 23H260V24H259ZM261 23H264V22H263V21H262V22H258L257 24H258V25H261ZM20 24H21V23H20ZM42 24H43V23H42ZM44 24H45V23H44ZM46 24H47V23H46ZM51 24H52V23H51ZM55 24H56V23H55ZM57 24H58V23H57ZM61 24H62V23H61ZM66 24H67V23H66ZM66 24H65V25H66ZM184 24H185V23H183V25H184ZM193 24H194V23H193ZM209 24H210V23H209ZM257 24H256V25H257ZM10 25H11V24H10ZM24 25H25V24H24ZM26 25H27V24H26ZM62 25H63V24H62ZM185 25H186V24H185ZM187 25L189 26L188 22H187ZM195 25H196V24H195ZM262 25H263V24H262ZM262 25H261V26H262ZM42 26H43V25H42ZM45 26H46V25H44V27H45ZM57 26H58V25H57ZM60 26H61V25H60ZM67 26H68V27H69V26L71 27V25H67ZM77 26H78V25H77ZM148 26H150V25H148ZM154 26H155V25H154ZM180 26H181V25H180ZM188 26H186V28H187ZM261 26H259V27H261ZM13 27H15V26H13ZM24 27H25V26H24ZM26 27H27V26H26ZM46 27H47V26H46ZM53 27H55V26H53ZM63 27H65V26H63ZM63 27H62V29H63ZM75 27H76V26H75ZM155 27H156V26H155ZM157 27H158V25H157ZM191 27H193V26H191ZM208 27H210V26H208ZM262 27H263V26H262ZM21 28H22V27H21ZM37 28H38V27H37ZM77 28H78V27H77ZM80 28H81V27H80ZM153 28H154V27H153ZM153 28H152V29H153ZM159 28H160V26H159ZM181 28H183V27H181ZM188 28H189V27H188ZM197 28H196V29H197ZM206 28H207V26H206ZM213 28H214V29H213ZM3 29H4V28H3ZM10 29H12V28H10ZM16 29H18V28H16ZM25 29H26V28H25ZM46 29H47V28H46ZM46 29H44V30H46ZM48 29H49V28H48ZM53 29H55V28H53ZM57 29H58V28H57ZM68 29H69V28H68ZM71 29H72V28H71ZM71 29H70V30H71ZM209 29H210V28H209ZM34 30H35V29H34ZM40 30H42V29H40ZM60 30H61V28H60ZM60 30H59V31H60ZM160 30H162V29H160ZM186 30H188V29H186ZM186 30L184 29V31H186ZM190 30H192V29L190 28ZM250 30H251V29H249V32H250L251 36H249V38H245V36H241V37H242L241 40H240L239 42H237V43H239L238 45H239V47L241 48V50H242L243 52H248V50H251V51H252V48H253V47L260 46L262 40H264V39H262L261 37L259 38L258 36H256V37H252V33H251ZM255 30H256V29H255ZM255 30H254V31H255ZM9 31H10V30H9ZM9 31H8V32H9ZM12 31H14V30H12ZM12 31H11V32H12ZM16 31H17V30H15L14 33H15ZM20 31H21V30H20ZM25 31H27V30H25ZM30 31L32 32L33 30H30ZM50 31H52V28H51V27H50ZM75 31H76V30H75ZM75 31H74V32H75ZM252 31H253V30H252ZM256 31L258 32V29H257ZM260 31H261V29H260ZM260 31H259V32H260ZM38 32H39V31H38ZM47 32H48V31H47ZM47 32H46V33H47ZM57 32H58V31H57ZM57 32H56V34H57ZM60 32H61V31H60ZM60 32H59V33H60ZM157 32H158V30H157V28H155V29L152 31L153 34L150 33V35H149V31H148L147 34H145L146 32L144 33V34L146 35V37H148V35H149V37H148V38H149V41H145V42H147V44H146L145 47L143 48V49H144V50H143V53H145L144 60H146L145 58H147V60H146V61L142 60V61H144V63H147V66H148V63H149V62H148V58H149L150 60H151V58H153V59H157V60H158L159 57L161 56L160 53H162V51H164V50L166 49V47H164V46H166V45H165L166 42H167L169 39H171L169 36H167V35H165V34L157 33ZM187 32H188V31H187ZM190 32H191V31H190ZM192 32H196V31H195V30H194V31L192 30ZM17 33H19V32H17ZM20 33H23V32H20ZM25 33H26V32H25ZM28 33H30V32H28ZM28 33H27V34H28ZM44 33H45V31H44ZM50 33H51V32H50ZM50 33H47V35L50 34ZM172 33H173V32H172ZM254 33H255V32H254ZM263 33H264V32H263ZM11 34H12V33H11ZM34 34H35V33H34ZM159 34H160L161 36L157 38V36H158ZM177 34H179V33H177ZM177 34H176V35H177ZM187 34H188V33H187ZM14 35H15V34H14ZM18 35H19V34H18ZM20 35H21V34H20ZM20 35H19V36H20ZM29 35H30V34H29ZM60 35H61V34H60ZM60 35H59V36H60ZM183 35H184V34H183ZM255 35H256V34H255ZM23 36H24V35H23ZM23 36H22V37H23ZM30 36H31V35H30ZM35 36H36V34H35ZM198 36H199V35H198ZM198 36H196V37H198ZM238 36H237V37H238ZM246 36H247V35H246ZM262 36H263V35H262ZM45 37H46V36H45ZM53 37H54V36H53ZM56 37H57V36H56ZM56 37H55V38H56ZM61 37H62V36H61ZM46 38H48V37H46ZM49 38H50V37H49ZM67 38H68V35H67ZM172 38H173V37H172ZM186 38H187V37H186ZM239 38H240V37H238V39H239ZM32 39H33V38H32ZM51 39L53 40L54 38H51ZM63 39H64V38H63ZM145 39H146V38H145ZM189 39H195V37H192V36H191V38H189ZM197 39H196V40H197ZM39 40H40V39H39ZM42 40H43V39H42ZM57 40H59V38H58ZM231 40H233V39H231ZM236 40H237V39H236ZM44 41H45V40H44ZM54 41H55V40H54ZM60 41H61V40H60ZM237 41H238V40H237ZM0 42H1V41H0ZM12 42H13V41H12ZM42 42H43V41H42ZM51 42H52V41H51ZM143 42H144V40H143ZM181 42H182V41H181ZM186 42H187V41H186ZM214 42H213V43H214ZM218 42H219V41H218ZM218 42H217V43H218ZM46 43H47V41H46ZM58 43H59V42H58ZM183 43H184V42H183ZM189 43H190V42H189ZM201 43H202V42H201ZM206 43H207V42H206ZM232 43H233V42H232ZM263 43H264V42H263ZM31 44H32V43H31ZM43 44H44V43H43ZM55 44H56V43H55ZM62 44H63V43H62ZM76 44H77V43H76ZM141 44H142V42H141ZM181 44H182V43H181ZM215 44H216V43H215ZM229 44H230V43H229ZM233 44H236V43H235V38H234V43H233ZM233 44H232V45H233ZM32 45H33V44H32ZM57 45H58V44H57ZM66 45H67V44H66ZM72 45H73V44H72ZM78 45H79V44H78ZM184 45H185V44H184ZM230 45H231V44H230ZM230 45H229V46H230ZM236 45H237V44H236ZM41 46H42V44H39V45H38V44L36 43V45L34 44V45L32 46V49H33L34 51H40V52H41V50H42V47H41ZM53 46H54V45H53ZM229 46H228L227 48H229ZM233 46H234V45H233ZM261 46H262V45H261ZM57 47H58V46H57ZM62 47H63V46H62ZM67 47H68V46H65V48H67ZM142 47H143V44H142ZM4 48L6 49V47H4ZM59 48H60V46L58 47V49H59ZM73 48H74V46H73ZM163 48H165V49H163ZM184 48H185V50H187L186 47H184ZM227 48H226V49H227ZM0 49H2V47H1ZM10 49H11V48H10ZM43 49H44V48H43ZM47 49H48V48H47ZM68 49H69V48H68ZM238 49H239V48H238ZM3 50H4V49H3ZM14 50H16V49H14ZM44 50H45V49H44ZM48 50H49V49H48ZM48 50H46V51H48ZM51 50H52V49H51ZM53 50H54V49H53ZM4 51H5V50H4ZM46 51H44V54H46V53H45ZM167 51H168V50H167ZM214 51H215V50H214ZM216 51H217V50H216ZM238 51H240V50H238ZM40 52H38V53H40ZM42 52H43V51H42ZM49 52H50V51H49ZM56 52H58V50H57ZM165 52H166V51H165ZM165 52H164V53H165ZM186 52H187V51H186ZM252 52H253V51H252ZM254 52H255V51H254ZM4 53H5V52H4ZM21 53H22V52H21ZM21 53L18 54L19 56H17L16 59H19V58L23 57V56H21ZM50 53H51V52H50ZM187 53H188V52H187ZM216 53H217V52H216ZM2 54H3V53H2V51H1L0 56H2ZM14 54H16L15 51H14ZM23 54H24V53H23ZM166 54H167V52H166ZM166 54H165V55H166ZM185 54H186V53H185ZM251 54H252V53H251ZM11 55H12V54H11ZM46 55H47V54H46ZM139 55H140V54H139ZM158 55H160V56L158 57ZM240 55H241V54H240ZM246 55H247V54H246ZM252 55H253V54H252ZM3 56H5V55L3 54ZM6 56H7V55H6ZM8 56H10V55H8ZM136 56H137V55H136ZM156 56H157V57H156ZM163 56H164V55H162V57H163ZM185 56H186V55H185ZM241 56H242V55H241ZM137 57H138V56H137ZM251 57H252V56H251ZM1 58H3V57H1ZM10 59H12V57H11ZM23 59H24V58H23ZM23 59H22V61H23ZM153 59H152V60H153ZM20 60H21V59H20ZM130 60H132V58H131ZM150 60H149V61H150ZM152 60H151L152 65H153V63L156 64V62H158L157 60H156V62H155V60H153V61H152ZM22 61H21V62H22ZM134 61H135L136 63H135ZM140 61H141V60H140ZM140 61H139V60L137 61V60L134 59L133 62H132V61H131V62H132V64L135 63L136 65H138V64H139L138 62H140ZM249 61H250V60H249ZM16 62H17V60H16ZM103 62H104V61H103ZM129 62H130V61H129ZM10 63H11V62H10ZM137 63H138V64H137ZM140 63H141V62H140ZM142 63H143V62H142ZM243 63H244V62H243ZM8 64H9V63H8ZM16 64H17V63H12V64H10V70H11V68H13ZM92 64H93V63H92ZM155 64H154V65H155ZM19 65H20V64H19ZM22 65H23V64H22ZM25 65H27V64H25ZM130 65H131V64H130ZM234 65H235V64H234ZM239 65H240V64H239ZM83 66H84V65H83ZM93 66H94V65H93ZM149 66L152 67L151 65H149ZM155 66H156V65H155ZM235 66H236V65H235ZM241 66H242V65H241ZM18 67H19V66H18ZM31 67H32V65L30 64V68H29V69H31ZM81 67H82V66H81ZM91 67H92V66H91ZM110 67H111V66H110L108 63H100V64L94 66L93 68H90V67H89V70H88V68L86 69V71H90V70L92 69V70H91V71H93L92 73H90V72H86V71H85L87 74H86V73H83V74L89 76L88 79L90 78V79H89L90 81H91V79H96V78L102 80V79H104V76H106V75H103V78H100L99 76H101V75H99V72H97V71L100 70V69H106V68L111 69ZM20 68H21V66H20ZM22 68H23V66H22ZM26 68H27V67H26ZM29 69L27 68V70H26V71H27L26 75H23V74H22L21 69H20V70L17 69V71H14V73H12L13 76H14V80H15V79H19V78H23L24 76H25L24 78H26V76H29V77L32 78L33 74H31L32 72L29 71ZM35 69H36V68H35ZM10 70H9V71H10ZM36 70H38V69H36ZM84 70H85V69H84ZM23 71H24V70H23ZM26 71H25V72H26ZM33 71H35V70H33ZM38 71H39V70H38ZM110 71H112V70H110ZM12 72H13V71H12ZM35 72H36V71H35ZM41 72H42V71H41ZM71 72H73V71H71ZM80 72H81V71H80ZM83 72H84V71H83ZM36 73H37V72H36ZM39 73H40V72H39ZM48 73H50V72L48 71ZM48 73H47V74H48ZM76 73H77V72H76ZM12 74H11V75H12ZM43 74H44V73H43ZM47 74H46V75H47ZM68 74H69V73H68ZM68 74H67V75H68ZM72 74H73V73H72ZM110 74H112V73H110ZM39 75H40V74H39ZM80 75H81V73L74 74V75H72V76L70 77V79L67 78L68 80H64V79H62L61 76L59 77L58 75H53V77L57 76V77H59V79L61 78V80L57 81V80H53V79H50V78H49V80H50V81L48 80L49 83H48V82L46 83V81L44 82V81H42L41 79H39V78H41V77H39V78H35V77H36V76H35V77H33V78H34V79H33V81H34L33 83L35 84L36 81H37V85H38L39 87L45 86L46 84H50V88H47V90L44 91V93H41V94H43V95H41V96H42L41 98H46V97L50 96L51 94L54 95V93H58V95H59V94H62V92H65L66 90H68V92H69V90H71V92H72V90L75 92V91H78V90L80 89L79 92L81 93V88H82V91L85 89V86H86V84H87V80H86V82H82V83H79V84H78V83H75V81L78 79V77H79ZM107 75H109V73H108ZM222 75H223V74H222ZM222 75H221V76H222ZM37 76H38V75H37ZM87 76H86V77H87ZM178 76H179V74H178ZM187 76H188V75H187ZM9 77H11V76H9ZM57 77H55V78H57ZM64 77H65V75H64ZM66 77H67V76H66ZM101 77H102V76H101ZM117 77H118V76H117ZM47 78H48V77H47ZM113 78H114V77H113ZM115 78H116V77H115ZM174 78H175V77H174ZM179 78H180V77H179ZM79 79H80V78H79ZM86 79H87V78H86ZM98 79H97V80H98ZM107 79H108V77H107ZM117 79H119V78H117ZM172 79H173V78H172ZM177 79H178V78H177ZM46 80H47V79H46ZM105 80H106V79H105ZM114 80H115V79H114ZM114 80H113V81H114ZM122 80H123V79H122ZM173 80H174V79H173ZM15 81H16V80H15ZM116 81H118V80H116ZM116 81H115V82H116ZM124 81H125V80H124ZM124 81H122V83H123ZM221 81H222V80H221ZM13 82H14V81H13ZM17 82H18V81H17ZM31 82H32V81H31ZM31 82H30L29 84H31ZM101 82H102V81H101ZM101 82H98V83H101ZM107 82H108V83H107ZM160 82H161V81H160ZM14 83H16V82H14ZM33 83H32V84H33ZM94 83H96V82H94ZM94 83H93V84H94ZM105 83H106V85L108 84V85L110 86V84L113 83V82L110 81V84H109V81L106 80V82H103L104 85H103L102 83H101V84H102L104 87H106V86H105ZM125 83H126V82H125ZM157 83H158V82H157ZM164 83H165V81H164ZM19 84H20V83H19ZM19 84H18V85H19ZM25 84H26V83H25ZM25 84H24V85H25ZM32 84H31L30 86H27V84H26L25 86H24V85H21L22 87L19 86V88H18L19 90H16V91H14V92H6V91H5V92L0 93V105L2 106V103H4V101H6V99L9 98V97H11V99H13V100H9V102H8V104H7L8 107H7V110H6V111H8L9 109H11V110H16V109H17L18 104H17V105H14V102H15V101H17V102H22V101L24 100V101H26V102H29V101H30V102L32 103V99H31V98H30V100H29V99L25 100V97H29V96H26V95H30L31 93L33 94V92H34L33 88H31V86H36V84H35V85H32ZM101 84H99V85L101 86ZM113 84H114V83H113ZM160 84L162 85V83H160ZM160 84H159V86H160ZM221 84H222V83H221ZM89 85H90V84H89ZM91 85H92V84H91ZM97 85H98V84H97ZM99 85L96 86V88H97V87H100ZM108 85H107V86H108ZM126 85H127V84H126ZM154 85H155V88H156L157 85H156L155 83H154ZM223 85H224V84H223ZM263 85H264V84H263ZM46 86H47V85H46ZM109 86H108V88H109ZM36 87H37V86H36ZM91 87H93V86H91ZM101 87H102V86H101ZM83 88H84V89H83ZM86 88H87V87H86ZM88 88H89V87H88ZM164 88H165V86H164ZM222 88H223V87H222ZM105 89H106V88H105ZM157 89H158V88H157ZM159 89H160V88H159ZM203 89H204V88H203ZM218 89H219V88H218ZM262 89H263V86H262ZM8 90H9V89H8ZM8 90H7V91H8ZM43 90H44V89H43ZM85 90L87 91V89H85ZM92 90H94V89H92ZM92 90H91V91H92ZM100 90H102V89H100ZM161 90H162V89H161ZM204 90L206 91V88H205ZM215 90H216V89H215ZM260 90H261V89H260ZM10 91H12V90H10ZM88 91H89V89H88ZM95 91H96V89H95ZM135 91H136V90H135ZM217 91H219V90H217ZM262 91H263V90H262ZM220 92H221V91H220ZM65 93H67V91H66ZM86 93H87V92H86ZM86 93H84V94H85V95H88V96H91V94H90L91 92L89 93L90 95H89V94H86ZM105 93H107L106 90H105ZM105 93H104V92H99V91H98V93L96 94V96L94 95V97H96L97 100L94 99V98H93V99L96 100V101H98V100H100V98H102V99L104 100V99H106V96H107V95L105 96ZM129 93H130V92H129ZM133 93H134V91H133ZM199 93H200V92H199ZM263 93H264V92H263ZM263 93L260 94V95L258 94L259 96L257 95L258 98L255 99V103L253 104L254 106L252 107V108H255V110L258 111V112H260V111L264 108V94H263ZM70 94H71V93H70ZM70 94H69V95H70ZM72 94H74V96H75V93H72ZM81 94H82V93H81ZM81 94H80V95H81ZM92 94H95V93H92ZM107 94H108V93H107ZM201 94H202V95H201ZM201 94H200L199 96L197 95L198 97H196V98L194 97V98H195V101H194V102H192L190 99H189V101L187 100L188 102L191 101V103H190L189 105H195V106H194V108H195L196 106H198V105H196L197 103H199L200 106H201V104L206 103L207 101H210V100H212V101H210V105L212 104V102L215 103V101H220V100L218 99V97H216V98H215V97H212V96L210 97V96H208V95H205L206 93H204V95H203V93H201ZM208 94H210V93H208ZM217 94H218V93H217ZM223 94H224V93H223ZM20 95H23V96H20ZM56 95H57V94H56ZM69 95H66V96L69 97ZM130 95H131V94H130ZM130 95H129V96H130ZM138 95H139V94H138ZM70 96H71V95H70ZM82 96H83V94H82L81 96H79V97L76 96V99L73 100V103H71V102H70V103H71V104H74V101L77 100V97H78V98H81ZM109 96H110V95H109ZM109 96H108V97H109ZM132 96H133V95H132ZM136 96H137V95H136ZM16 97H17V98H16ZM30 97H31V96H30ZM92 97H93V96H92ZM92 97H90V98L88 97V98L91 100ZM108 97H107V98H108ZM219 97H220V96H219ZM59 98H61V97L59 96ZM69 98H70V97H69ZM73 98H74V97H73ZM84 98H85V97H84ZM84 98H83V99H84ZM88 98H86V99H88ZM191 98H192V97H191ZM225 98H227V97H225ZM234 98H235V97H234ZM234 98H233V99H234ZM253 98H254V96H253ZM62 99H64V97H63ZM62 99H61V100H62ZM81 99H82V98H81ZM89 99H88V100H89ZM93 99H92V100H93ZM113 99H115V98H113ZM221 99H222L223 101H225L223 98H221ZM229 99H230V98H229ZM35 100H36V99H34V101H35ZM55 100L57 101V99H55ZM64 100H67V99H64ZM106 100H107V99H106ZM193 100H194V99H193ZM231 100H232V99H231ZM41 101H42L41 99L38 100V102H41ZM56 101H55V102H56ZM59 101H60V100H59ZM59 101H58V102H59ZM77 101H79V100H77ZM77 101H76V102H77ZM81 101H82V100H81ZM81 101H79V102H81ZM248 101H249V100H248ZM36 102H37V101H36ZM36 102H35V103H36ZM60 102H61V101H60ZM60 102H59V103H60ZM92 102H93V101H92ZM102 102L105 104V101H102ZM110 102H113V101H110ZM220 102L222 103V101H220ZM243 102H244V101H243ZM246 102H247V101H246ZM31 103L29 104L30 106H31ZM33 103H34V102H33ZM35 103H34V106H35ZM41 103H42V102H41ZM52 103H53V102H52ZM70 103H69V104H70ZM77 103H78V102H77ZM82 103L84 104V102H82ZM85 103H86V102H85ZM214 103H213V104H214ZM37 104H40V103H37ZM44 104H45V105H43V106L40 105V106H41L42 108H45V107L48 108V106L46 105L45 102H44ZM56 104H58V103H56ZM62 104H66V105H67V103H64V102H63ZM75 104H76V103H75ZM92 104H94V102H93ZM95 104H96V103H95ZM109 104H110V103H109ZM225 104H227V103H225ZM236 104H237V103H236ZM240 104H241V103H240ZM249 104H250V103H249ZM251 104H252V103H251ZM52 105L54 106L55 103H53ZM86 105H91V104L89 103V104H86ZM185 105H186V104H185ZM210 105L208 106L209 108H210ZM216 105H218V104H216ZM216 105H215V106H216ZM232 105H233V108H234V103H233ZM49 106H50V108L52 107L50 104H49ZM57 106H58V108L60 107L59 105H57ZM63 106H64V105H63ZM70 106H71V105H70ZM95 106H96V105H95ZM203 106H204V105H203ZM218 106L220 107L221 105H218ZM31 107H32V108H35V107H33V106H31ZM41 107H40V109H41ZM71 107H73L74 110L76 109L74 106H71ZM81 107H83V106H81ZM86 107H87V106H86ZM86 107H85V108H86ZM112 107H113V105H112ZM208 107H207V108H208ZM212 107H213V106H212ZM238 107H239V106H238ZM37 108H39V106H36V109H37ZM54 108L56 109V106L53 107V109H54ZM61 108H62V107H61ZM61 108H60V109H57V111L61 110ZM64 108H65V107H64ZM67 108H68V106H67ZM85 108H84V110H85ZM87 108H88V107H87ZM89 108H90V107H89ZM91 108H93V107H91ZM183 108H184V107H183ZM188 108H190V107H188ZM188 108H187V110H189ZM198 108H199V107H198ZM200 108H202V107H200ZM235 108H236V106H235ZM249 108H250V107H249ZM252 108H251V109H252ZM3 109H4V107H3ZM5 109H6V108H5ZM40 109H37V111L40 110ZM45 109H46V108H45ZM71 109H72V108H71ZM71 109H70V110H71ZM106 109H107V108H106ZM192 109H193V106H192ZM251 109H250V110H251ZM43 110H44V109H42V111H43ZM48 110H49V109H48ZM63 110H64V109H63ZM70 110H68V111H70ZM187 110H185V111H187ZM194 110H195V109H194ZM197 110H199V109H197ZM197 110H196V112H197ZM201 110H202V109H201ZM208 110H209V109H208ZM255 110H253V111H255ZM46 111H47V110H46ZM53 111H54V110H53ZM55 111H56V110H55ZM57 111H56V112H57ZM65 111H66V110H65ZM72 111H73V110H72ZM175 111H176V110H175ZM185 111H184V112H185ZM189 111H190V110H189ZM199 111H200V110H199ZM262 111H263V110H262ZM56 112H55L54 114H56ZM59 112H60V111H59ZM73 112H74V111H73ZM75 112H76V111H75ZM178 112H179V111H178ZM182 112H183V111H182ZM184 112H183V113H184ZM191 112H192V111H191ZM193 112H194V111H193ZM230 112H231V111L229 110V113H228V114H229V115H232V114H230ZM251 112H252V111H251ZM7 113H8V112H7ZM70 113H71V112H70ZM70 113H67V111H66V112H63V111H62V112H60V114L57 113V116L54 117V121H53L54 124H53V125L51 124L52 126L49 127V129H47V132L45 133V135H46V137H47V138L45 137L46 140H43V141L41 142V143H45L44 141H46V142H47L46 145H44V147H42V149H41V147H40V145H39L41 151L44 152V151H46V150L56 149V147L59 146V145L62 143V142L57 141V142H59V143L54 142V143H56V144H54V143L52 144V138H53L52 136L55 135V134H57V128L60 127V126H63V123H64L63 121L66 120L67 118H69ZM77 114H78V113H77ZM163 114H164V113H163ZM174 114H175V113H174ZM226 114H227V113H226ZM228 114H227V116H229ZM250 114H251V113H250ZM260 114H261V113H260ZM80 115H81V114H80ZM160 115H161V114H160ZM177 115H178V114H177ZM179 115H180V114H179ZM179 115H178V116H179ZM182 115H183V114H182ZM252 115H253V114H252ZM254 115H255V114H254ZM52 116H53V114H52ZM166 116H167V115H166ZM175 116H176V115H175ZM256 116H257V115H255L254 117H256ZM259 116L261 117V115H259ZM49 117H51V116H49ZM49 117H48V118H49ZM81 117H82V116H81ZM160 117H161V116H160ZM160 117L156 119V120L159 121L160 123L157 122V121H156V122L159 124V127H160V126L162 127L163 125H165V120H166V123L168 122V120H167V119H165V120L162 119V120H161ZM176 117H177V116H176ZM183 117H184V116H183ZM51 118H52V117H51ZM77 118H79V117H77ZM165 118H166V117H165ZM226 118H228V117H226ZM251 118H252V116H251ZM256 118H257V117H256ZM263 118H264V116H263ZM44 119H45V118H44ZM158 119H159V120H158ZM180 119H184V118L180 117ZM46 120H47V119H46ZM50 120H51V119H50ZM160 120H161V121H160ZM232 120H233V119H232ZM252 120H253V118H252ZM254 120H256V119H254ZM170 121H171V120H170ZM170 121H169V122H170ZM179 121H182V120H179ZM62 122H63V123H62ZM154 122H155V120H154ZM252 122H253V121H252ZM254 122H255V121H254ZM257 122H258V121H256V123H257ZM259 122H260V121H259ZM261 122H262V121H261ZM261 122H260V123H261ZM44 123H45V122H44ZM184 123L186 124V122H184ZM228 123H231V122H228ZM48 124H49V123H48ZM167 124H168V123H167ZM182 124H183V122H182ZM223 124H224V123H223ZM225 124H226V123H225ZM231 124H232V123H231ZM231 124H228V125H231ZM233 124H234V122H233ZM154 125H155V123H154ZM177 125H178V123H177ZM180 125H181V124H180ZM180 125H179V126H180ZM226 125H227V124H226ZM252 125H253V124H252ZM48 126H49V125H48ZM166 126H168V125H166ZM215 126H216V125H214V127H215ZM218 126H219V125H218ZM222 126H223V125H222ZM231 126H232V125H231ZM233 126H235V125H233ZM233 126L231 127L232 130H233ZM257 126H258V125H257ZM152 127H153V126H152ZM155 127H156V125H155ZM159 127H158V129H160V131L162 130L163 127L166 128L165 126H163L162 128H161V127L159 128ZM216 127H217V126H216ZM223 127H225V126H223ZM227 127H228V126H227ZM227 127H226V128H227ZM259 127H260V126H259ZM263 127H264V126H263ZM10 128H11V127H10ZM46 128H48V127H46ZM63 128H64V127H63ZM156 128H157V127H156ZM217 128H218V127H217ZM253 128H254V127H253ZM256 128H257V127H256ZM256 128H255V129H256ZM261 128H262V127H261ZM153 129H154V128H152L151 130H153ZM177 129H179V127H178ZM180 129H181V128H180ZM182 129H183V127H182ZM211 129H212V128H211ZM222 129H223V128H222ZM222 129H221V131H222ZM224 129H225V128H224ZM227 129H228V128H227ZM255 129H254V130H255ZM258 129H259V128H258ZM262 129H263V128H262ZM59 130H60V128H59ZM151 130H150V131H151ZM185 130H186V129H185ZM185 130H183V131H185ZM219 130H220V129H219ZM225 130H226V129H225ZM229 130H230V129H229ZM248 130H249V129H248ZM0 131H1V130H0ZM45 131H46V130H45ZM153 131H154V130H153ZM179 131H180V130H179ZM226 131H227V130H226ZM242 131H243V130H242ZM251 131H252V130H251ZM255 131H256V130H255ZM42 132L44 133V131H42ZM85 132H86V130H85ZM148 132H149V131H148ZM148 132H147V133H148ZM157 132H159V131H157ZM246 132H247V131H246ZM246 132H245V133H246ZM40 133H41V132H40ZM150 133H151V135H152L154 132L152 133V131H151ZM226 133H227V132H226ZM247 133H248V132H247ZM254 133H255V132H254ZM254 133H252V134H254ZM258 133H259V132H258ZM41 134H42V133H41ZM41 134H39V135H41ZM86 134H87V133H86ZM148 134H149V133H148ZM186 134H188V133H186ZM186 134H185V135H186ZM229 134H230V133H227L226 136H229ZM249 134H250V133H249ZM260 134H261V133H260ZM42 135H44V134H42ZM45 135H44V136H45ZM80 135H81V133L78 134V135L75 134V138H77V137L80 136ZM179 135H181V134H179ZM183 135H184V134H183ZM189 135H190V134H189ZM241 135H242V134H241ZM243 135H244V133H243ZM246 135H247V134H246ZM263 135H264V134H263ZM263 135H262V136H263ZM146 136H147V135H146ZM153 136H154V135H153ZM190 136H191V135H190ZM194 136H197V137H198V135H195V134L193 135V137H194ZM222 136L225 137V135H221V137H222ZM230 136H231V134H230ZM235 136H236V135H235ZM248 136H249V135H248ZM34 137H35V136H34ZM38 137H39V136H38ZM72 137H73V136H72ZM179 137L181 138L182 135H181V136H178V138H177V137H176V138L179 139ZM185 137H186V136H185ZM193 137H192V138H193ZM221 137H220V139H223V138H221ZM233 137H234V136H232V138H233ZM244 137H245V135H244ZM244 137H243L242 139H244ZM255 137H256V136H255ZM257 137H258V135H257ZM257 137H256V139H258ZM260 137H261V135H260ZM22 138H23V137H22ZM29 138H30V136H29V137L26 136L25 139L28 140ZM31 138H32V137H31ZM40 138H41V137H40ZM40 138H39V139H40ZM143 138H145V137H142L141 140H142ZM146 138H147V137H146ZM150 138H151V137H150ZM150 138H148V139H150ZM153 138H154V137H153ZM183 138H184V136H183ZM187 138H188V136H187ZM190 138H191V137H190ZM205 138H206V137H205ZM238 138H240V137H238ZM238 138H237V139H238ZM246 138H247V136H246ZM246 138H245V139H246ZM248 138H249V137H248ZM250 138H253V137H250ZM25 139L23 138V140H20V141L22 142V141H24ZM63 139H65V138H63ZM181 139H182V138H181ZM225 139H226V138H225ZM242 139H241V140H242ZM245 139H244V140H245ZM254 139H255V138H254ZM254 139L251 140V141H256V140H254ZM261 139H262V138H261ZM141 140H140V141H141ZM179 140H180V139H179ZM196 140L198 141V138H197ZM226 140H227V139H226ZM234 140H235V139H234ZM238 140H239V139H238ZM241 140H240V143H243ZM244 140H243V141H244ZM258 140H259V139H258ZM262 140H264V139H262ZM11 141H12V140H11ZM60 141H63V140H60ZM143 141H144V140H143ZM146 141H147V139H146ZM182 141H183V140H182ZM191 141L193 142V140H191ZM194 141H195V140H194ZM223 141H224V140H223ZM251 141L249 140V142H251ZM136 142H137V144H138V141H136ZM144 142H145V141H144ZM179 142H180V141H179ZM198 142H199V141H198ZM220 142H221V141H220ZM224 142H225V141H224ZM232 142H233V141H231V144H232ZM237 142H238V141H236V144H237ZM246 142H247V141L245 140V143H246ZM249 142H248V145L250 144ZM257 142H258V141H257ZM259 142H260V141H259ZM16 143H17V142H16ZM26 143H27V142H26ZM28 143H29V142H28ZM190 143H191V142H190ZM193 143H195V142H193ZM222 143H223V142H222ZM263 143H264V141H263ZM63 144H64V143H63ZM137 144H136V145H137ZM139 144H140V142H139ZM182 144H183V143H182ZM226 144H228L227 146H230V145H231V144H229V143H227V142H226ZM251 144L253 145L254 143H251ZM251 144H250V145H251ZM259 144H261V145H259V146H262V145H263L262 143H259ZM19 145H20V144H19ZM27 145H28V144H27ZM194 145H195V144H194ZM233 145H235V144L233 143ZM240 145H241V144H240ZM242 145H243V144H242ZM252 145H251V146H252ZM254 145H255V144H254ZM23 146H24V145H23ZM23 146H22V147H23ZM25 146H26V145H25ZM25 146H24V147H25ZM29 146H30V145H29ZM41 146H42V145H41ZM154 146H155V145H154ZM154 146H153V147H154ZM160 146H161V145H160ZM163 146H164V145H163ZM227 146H226V147H227ZM235 146H236V145H235ZM243 146H244V145H243ZM246 146H247V145H246ZM255 146H256V145H255ZM259 146H258V147H259ZM22 147H21V148H22ZM37 147H38V146H37ZM39 147H38V148H39ZM189 147H191V145H189ZM192 147H193V146H192ZM197 147H199V146H197ZM231 147H232V146H231ZM231 147H230V148H231ZM256 147H257V146H256ZM258 147H257V148H258ZM0 148H1V147H0ZM154 148H155V147H154ZM157 148H158V147H157ZM160 148H161V147H160ZM227 148H228V147H227ZM233 148H235V147H233ZM243 148H244V147H243ZM249 148H250V147H249ZM4 149H5V148H4ZM10 149H11V148H10ZM10 149H9V151H8L7 149H6V151H4L3 149H1L0 151L2 152V150H3V152H4L3 154H4V155H5V153H7L9 156L14 155V153H15V151H16V148L14 149L15 151H14V150H13V151H10ZM12 149H13V148H12ZM12 149H11V150H12ZM22 149H23V148H22ZM162 149H165V147L162 148ZM166 149H167V148H166ZM168 149H170V148H168ZM177 149H178V150H176V155H179V154H182V153H184V152L187 151V146L182 145V147L180 146V147L177 148ZM193 149H194V148H193ZM228 149H229V148H228ZM244 149H245V148H244ZM251 149H254V147L251 148ZM258 149H260V148H258ZM263 149H264V148H263ZM151 150H152V148H151ZM190 150H191V149H190ZM190 150H189V151H190ZM32 151L35 152L36 150H32ZM32 151H31V152H32ZM38 151H39V150H38ZM38 151H37V152H38ZM154 151H156V149H155ZM154 151H152V152L154 153ZM174 151H175V150H174ZM174 151H173V152H174ZM179 151H182V152H179ZM192 151H193V150H192ZM192 151H191V152H192ZM194 151H195V149H194ZM231 151H232V150H231ZM246 151H247V150H246ZM248 151H249V150H248ZM250 151H252V150H250ZM258 151H259V150H258ZM262 151H263V150H262ZM29 152H30V151H29ZM147 152H148V151H147ZM149 152L151 153L150 150H149ZM160 152H161L160 150H159V151L157 150V153H156V154H157L158 156L155 155V156H154L155 158H152V159L155 160V159L159 158V157L161 156ZM178 152H179V153H178ZM254 152H255V151H254ZM254 152H253V154H255ZM44 153H45V152H44ZM153 153H152V154H153ZM161 153L163 154V152H161ZM165 153H166V152H165ZM168 153H170V152L168 151ZM168 153H167V155H168ZM187 153H188V151H187ZM195 153H196V152H195ZM195 153H194V154H195ZM244 153H246V152H244ZM249 153H250V152H249ZM260 153H261V151H260ZM0 154H1V153H0ZM3 154H1V155H3ZM24 154H26V153H24ZM27 154H28V151H27ZM32 154H33V152H32ZM144 154H145V153H144ZM147 154H148V153H146L145 155L147 156ZM246 154H247V153H246ZM15 155H16V154H15ZM29 155H30V154H29ZM142 155H143V154H142ZM142 155H141V156H142ZM149 155L151 156V154H149ZM163 155L166 156V154H163ZM163 155H162V156H163ZM173 155H174V154H173ZM196 155H197V154H196ZM256 155H257V154H256ZM262 155H263V154H262ZM41 156H42V155H41ZM41 156H40V157H41ZM143 156H144V155H143ZM146 156H145V157H146ZM162 156H161V158H162ZM247 156H248V154H247ZM249 156H250V155H249ZM249 156H248V157H249ZM253 156H255V155H253ZM136 157H137V156H136ZM175 157H176V156H175ZM177 157H179V156H177ZM245 157H246V156H245ZM256 157H257V156H256ZM37 158H38V157H37ZM134 158H135V157H134ZM134 158H133V159H134ZM161 158H160V159H161ZM166 158H167V157H166ZM168 158H169V157H168ZM252 158H253V157H252ZM259 158H260V157H259ZM263 158H264V156H263ZM144 159H145V158H144ZM149 159H150V157H149ZM164 159H165V157H164ZM134 160H135V159H134ZM137 160H138V159L136 158V163H137V165H135V166H136V167L138 166V168L143 167V169H144V168L147 167V164H150V163H149L150 161L147 159L146 161H147L148 163H146V165H145L146 167H145V166H142V165L144 164V161H143V160H142L143 164H142V162H137ZM162 160H163V158H162ZM162 160H161V161H162ZM166 160H167V159H166ZM174 160H175V158H174ZM174 160H173V162L171 163V161H172V158H171V161L168 160V163L170 162L171 165H172V164H174V165L177 164L178 161L175 162ZM248 160H249V159H248ZM252 160H253V159H252ZM257 160H258V159H257ZM257 160H256V161H257ZM262 160H264V159H262ZM7 161H8V160H7ZM11 161H12V160H11ZM132 161H133V160H132ZM132 161H130V162H132ZM139 161H140V160H139ZM156 161H158V160H156ZM156 161H155V162H156ZM244 161H246V160H244ZM244 161H243V162H244ZM256 161L253 160L252 163H253V162H256ZM9 162H10V161H9ZM9 162H8V163H9ZM134 162H135V161H134ZM155 162H154V163H155ZM159 162H160V161H159ZM165 162H166V161H165ZM165 162H164V163H165ZM183 162H184V161H183ZM243 162H241V163H243ZM259 162H261V161H259ZM263 162H264V161H263ZM126 163H127V162H125L124 165H126ZM136 163H135V164H136ZM152 163H153V162H152ZM152 163H151V164H152ZM154 163H153V164H154ZM162 163H163V162H162ZM164 163H163V164H164ZM168 163H167V164H168ZM170 163H169V164H170ZM180 163H182V162L180 161ZM241 163H240V165H241ZM248 163H249V162H248ZM132 164H133V162H132ZM153 164H152V166L155 167L156 165H155V164L153 165ZM157 164H158V162H157ZM163 164L161 165V162H160V167L162 168V170L164 169V167H167V166H166V165H167L166 163H165V164H166L165 166H164ZM169 164H168V165H169ZM178 164H179V163H178ZM178 164H177V165H178ZM182 164H183V163H182ZM129 165H130V164H129ZM177 165H175V167H176ZM180 165H181V164H180ZM243 165H244V164H243ZM243 165H241V166H243ZM247 165H248V164H247V162H246V166H247ZM261 165H262V164L257 165V166L259 167V166H261ZM121 166H122V165H121ZM133 166H134V165H133ZM158 166H159V165H158ZM162 166H163V167H162ZM172 166H173V165H172ZM231 166H235V168L238 167V166L234 165V163L231 164ZM252 166H253V165H252ZM255 166H256V165H255ZM126 167H127V166H126ZM150 167H151V166H150ZM253 167H254V166H253ZM118 168H120V167H118ZM118 168H117L116 170H118ZM122 168H123V167H122ZM122 168H121V169H122ZM124 168H125V167H124ZM131 168H132V167H131ZM131 168H130V171H129L128 169H124V175H125V176L123 175V178H124V181H125V182H123L124 190H126L127 187H133L132 185H131V186H127V185H128L129 183L138 182L140 179H142V177H143V175H144V174L142 175V173H141V175L137 174V172L140 171V169L143 171L142 168H140V169H139L137 172H135V173H134V171L137 170L138 168H136V169L133 170V171H131ZM133 168H134V167H133ZM152 168H153V167H152ZM152 168L149 169V170H151V172L153 171ZM155 168H156V169H154V171H155V170H157L158 172L161 171V168L159 169L160 171L157 169V167H155ZM228 168H229V167H228ZM230 168H232V167H230ZM230 168H229V169H230ZM242 168H243V167H242ZM246 168H249V167H246ZM251 168H252V167H251ZM249 169H250V168H249ZM257 169H258V168H257ZM144 170H145V169H144ZM234 170H235V169H234ZM251 170H252V169H251ZM122 171H123V169H122ZM142 171H141V172H142ZM154 171H153V172H154ZM230 171H231V170H230ZM235 171H236V170H235ZM245 171H246V170H245ZM245 171H244L243 173H247V172H245ZM247 171H248V170H247ZM249 171H250V170H249ZM252 171H253V170H252ZM118 172H120V171H118ZM143 172H145V171H143ZM147 172H148V171H147ZM151 172H150V173H151ZM162 172H164V171H162ZM254 172H255V171H254ZM259 172H260V171H259ZM263 172H264V171H263ZM155 173H156V172H155ZM164 173H165V172H164ZM232 173H238V172H232ZM257 173H258V172H257ZM261 173H262V172H261ZM82 174H83V173H82ZM82 174H81V175H82ZM122 174H123V173H122ZM146 174H147V173H146ZM203 174L206 175L205 173H203ZM227 174H228V173H227ZM227 174H226V175H227ZM229 174H230V173H229ZM249 174H250V173H249ZM249 174H248V175H249ZM255 174H256V172H255ZM259 174H260V173H259ZM116 175L121 176L120 173H118V174H116ZM116 175H114V176L116 177ZM147 175H148V174H147ZM152 175L154 176V174H152ZM165 175H166V174H165ZM200 175H201V173H200ZM221 175H222V174H221ZM242 175H243V174H242ZM250 175H251V174H250ZM75 176H78V175L75 174ZM83 176H84V175H83ZM99 176H100V175H99ZM119 176L117 177L118 179H119ZM148 176H149V175H148ZM148 176H147V177H148ZM160 176H161V175H160ZM189 176H191V175L189 174ZM207 176H208V175H207ZM100 177H101V176H100ZM111 177H113V176H111ZM115 177H113V178H115ZM145 177H146V176H145ZM150 177H152V176H150ZM154 177H156V176H154ZM154 177H152V178H154ZM162 177H163V176H161V178H162ZM164 177H165V176H164ZM187 177H188V175H187ZM194 177L196 178V176H194ZM236 177H237V175H236ZM244 177H245V174H244ZM246 177H248V176H246ZM263 177H264V175H263ZM77 178H78V177H77ZM95 178H96V176L94 177V179H95ZM97 178H98V177H97ZM102 178H104V177H102ZM102 178H101V179H102ZM117 178H115V183H114V185H116V184L120 181V180L118 181ZM121 178H122V177H121ZM143 178H144V177H143ZM168 178H169V177H168ZM168 178H167V179H168ZM184 178H185V177H184ZM184 178H183V181H184V180L186 181V180L189 179V178H188V179H184ZM190 178H191V177H190ZM195 178H194V179H195ZM204 178H207V177L204 176ZM208 178H209V177H208ZM223 178H224V177H223ZM223 178H222V179H223ZM238 178H239V177H238ZM240 178H241V177H240ZM248 178H249V177H248ZM252 178H254L253 175H252ZM261 178H262V177H261ZM261 178H260V179H261ZM79 179H80V178H79ZM92 179H93V178H92ZM116 179H117V181H118L117 183H116ZM148 179H149V178H148ZM167 179H166V180H167ZM169 179L171 180V178H169ZM172 179H173V178H172ZM178 179H179V178H178ZM181 179H182V178H180V180H181ZM192 179H193V175H192ZM192 179H191V180H192ZM199 179H201V177H199ZM236 179H237V178H235V180H236ZM242 179H243V178H241V180H242ZM262 179H263V178H262ZM74 180H75V179H74ZM87 180H89V179H86V181H87ZM102 180H103V179H102ZM106 180H110V179H106ZM121 180L123 181V179H121ZM145 180H146V178H145ZM145 180H144V181H145ZM159 180H161V179H158V182H157V183H159ZM163 180H164V179H163ZM254 180H256V179H254ZM258 180H259V179H258ZM96 181H97V183H98V180H96ZM96 181H95V182H96ZM104 181H105V180H104ZM110 181H114V180L112 179V180H110ZM110 181H109V182H110ZM155 181H157V180H155ZM173 181L175 182L176 180H173ZM185 181H184V182H185ZM243 181H244V179H243L241 182H243ZM259 181H260V180H259ZM259 181H258V182H259ZM79 182H80V181H79ZM90 182H91V181H90ZM99 182H100V180H99ZM140 182H141V181H139V183H138V186H139V187L137 186L138 189L141 187V183H142V184L144 183L143 181H142L141 183H140ZM145 182H146V181H145ZM147 182H148V181H147ZM149 182H150V181H149ZM149 182H148V184H149ZM163 182H166V181H163ZM163 182H161V183H163ZM169 182H170V181H169ZM174 182H173V183H174ZM176 182H177V181H176ZM180 182H181V181H180ZM232 182H233V181H232ZM241 182H240V183H241ZM252 182H253V181H252ZM255 182H257V181H254V183H255ZM261 182H262V180H261ZM25 183H26V182H25ZM62 183H63V182H62ZM82 183H85V181L82 182ZM82 183H81V184H82ZM88 183H89V182H88ZM102 183H104V182H102ZM151 183H152V182H151ZM151 183H150V186H151ZM153 183H154V182H153ZM171 183H172V181H171ZM177 183H178V182H177ZM230 183H231V182H230ZM236 183H237V182H236ZM238 183H239V182H238ZM240 183H239V184H240ZM245 183H246V181H245ZM247 183L249 184V182H247ZM7 184H8V183H7ZM9 184H10V183H9ZM14 184H15V183H14ZM16 184H17V183H16ZM66 184H67V182H66ZM77 184H78V183H77ZM85 184H86V183H85ZM93 184H94V183H93ZM99 184H100V183H99ZM104 184H105V183H104ZM106 184H107V183H106ZM106 184H105V185H106ZM120 184H121V183H120ZM139 184H140V185H139ZM148 184H147V185H148ZM159 184H160V183H159ZM167 184H168V181H167L166 184L164 183V185H167ZM169 184H170V183H169ZM180 184H181V183H180ZM232 184H233V183H232ZM239 184H238V185H239ZM255 184H256V183H255ZM23 185H24V184H23ZM63 185H64V184H63ZM86 185H87V184H86ZM91 185H92V184H91ZM96 185L98 186V184H96ZM100 185H102V184H100ZM110 185H111V184H110ZM136 185H137V184H136ZM155 185H156V186H159V185H157V184H155ZM162 185H163V184H162ZM172 185H173V184H172ZM178 185H179V183H178ZM235 185H236V184H235ZM250 185H252V183H251ZM250 185H249V186H250ZM258 185H259V183H257L256 186H258ZM260 185H261V184H260ZM27 186H28V184H27ZM69 186H70V185H69ZM69 186H68V188H69ZM75 186H76V185H75ZM108 186H109V184H108ZM108 186H107V185L105 186V187H106L105 190H107ZM111 186H112V185H111ZM111 186H110V187H111ZM134 186H135V185H134ZM156 186H155V190H152V191H157L158 189H160V187L158 188V187H156ZM160 186H161V185H160ZM249 186H247L246 189H249V188H248ZM256 186H255V187H256ZM263 186H264V185H263ZM263 186H262V187H263ZM6 187H7V186H6ZM79 187H81L80 184H79ZM84 187H85V186H84ZM93 187H94V186H93ZM99 187H100V186H99ZM101 187H103V186H101ZM147 187H148V186H147ZM231 187H232V186H231ZM243 187L245 188V186H243ZM243 187H241L240 190H243V189H242ZM251 187H252V186H251ZM2 188H3V186H2ZM117 188H118V187H117ZM120 188H121V186H120ZM135 188H136V187H135ZM137 188H136V189H137ZM149 188H150V187H148V189H147L146 191H148ZM157 188H158V189H157ZM162 188H163V186L161 187V189H162ZM256 188H257V189H258V188L260 189L259 186L256 187ZM65 189H66V188H65ZM80 189H81V188H80ZM88 189H89V188H88ZM91 189H92V186H91ZM96 189L98 190L99 188H96V187H95V188H94V191H95ZM103 189H104V187H103ZM111 189L114 190V189H116V188H115V186H114V189H113L112 187H111ZM136 189H134V191H136ZM138 189H137V190H138ZM140 189H142V188H140ZM156 189H157V190H156ZM164 189H165V188H164ZM164 189H163V190H164ZM168 189H170V187H168ZM172 189H173V188H172ZM174 189H175V188H174ZM180 189H181V188H180ZM253 189H254V190H257V189H255V188H253ZM253 189H252V190H253ZM5 190L7 191V188H6ZM8 190H9V189H8ZM78 190H79V189H78ZM84 190H87V189H84ZM92 190H93V189H92ZM105 190H104V192H105ZM112 190H111V191H112ZM118 190H119V188H118ZM118 190H117V192H118ZM122 190H123V189H122ZM122 190H121V189L119 190V194L121 193L120 191H122ZM131 190H132V189H131ZM181 190H182V189H181ZM232 190H233V189H232ZM235 190H236V189H235ZM261 190H262V189H261ZM82 191H83V190H82ZM99 191H100V190H99ZM102 191H103V190H102ZM127 191H129V190H127ZM138 191H139V190H138ZM138 191H136V192H138ZM146 191H145V192H146ZM160 191H162V190H160ZM168 191H169V190H168ZM171 191H172V190H171ZM171 191H170V192H171ZM175 191H176V190H175ZM178 191H179V190H178ZM228 191H229V190H228ZM243 191H244V190H243ZM243 191H242V192H243ZM245 191H246V190H245ZM79 192H80V191H79ZM92 192H93V191H92ZM106 192H108V191H106ZM114 192H116V191H114ZM129 192H131V191H129ZM136 192H135V194H138V193H136ZM140 192H142V190H140ZM165 192H166V189H165ZM223 192H224V191H223ZM223 192H222V193H223ZM230 192H231V191H230ZM230 192H229V193H230ZM235 192H236V191H235ZM235 192L233 191L232 193L235 194ZM238 192H240V191H238ZM250 192H251V190H250ZM252 192H253V191H252ZM67 193H68V191H67ZM80 193H81V192H80ZM93 193H94V192H93ZM93 193H92V194H93ZM96 193H97V195H98L99 192H95V194H96ZM110 193H111V192H110V189H109V194H110ZM154 193H155V192H154ZM160 193H161V192H160ZM168 193H169V192H168ZM174 193H175V192H174ZM181 193H182V191H181ZM229 193H228L227 195H229ZM240 193H241V192H240ZM247 193H248V191H247ZM255 193H256V192H255ZM58 194H59V193H58ZM58 194H57V195H58ZM61 194H62V192H61ZM65 194H66V193L64 192V196H65ZM82 194H83V193H82ZM101 194H102V192L100 193V195H101ZM109 194L107 193V195H109ZM112 194H113V193H112ZM115 194H116V193H114V195H115ZM122 194H123V193H122ZM126 194H127V193H126ZM155 194H156V193H155ZM179 194H180V193H179ZM182 194H183V193H182ZM230 194H231V193H230ZM236 194H237V192H236ZM242 194H243V193H242ZM248 194H249V193H248ZM251 194H252V193H251ZM256 194H257V193H256ZM258 194H259V196H260V193H258ZM79 195H80V194H79ZM83 195H84V194H83ZM87 195H88V193H87ZM89 195H90V193H89ZM102 195H103V194H102ZM102 195H101V196H102ZM104 195H106V194H104ZM124 195H125V193L123 194V199H124V200H122L124 203H123V205H121V206H123V208H129V202H127L126 200H129V199H131V198H129V197H128L129 199H128L127 197L125 198ZM128 195H129V194H128ZM143 195H144V194H143ZM176 195H178V194H176ZM238 195H239V193H238ZM61 196H62V195H61ZM61 196H59V197H61ZM64 196H63V197H64ZM68 196L70 197V193H69ZM68 196H67V197H68ZM95 196H96V195H95ZM110 196H111V194H110ZM116 196H119V195H116ZM131 196H132V195H131ZM135 196H136V195H135ZM139 196H142V194L140 195V193H139ZM145 196L147 197L146 193H145ZM150 196H151V194H150ZM156 196H157V195H156ZM156 196H154V197H156ZM167 196H168V195H167ZM169 196H170V195H169ZM225 196H226V195H225ZM233 196H234V195L232 194V197H231V195H230V198H227V200H222V201H220V202L217 204V206H218L217 208H218V209L223 208V210H224V207H227V206L229 205L228 207H229V210H230V205L232 204L231 201L234 200ZM249 196H250V195H249ZM257 196H258V195H257ZM39 197H40V196H39ZM45 197H46V196H45ZM96 197H97V196H96ZM108 197H109V196H108ZM113 197H114V196H113ZM120 197H121V199H122V195H120ZM143 197H144V196H143ZM165 197H166V196H164V198H165ZM174 197H175V196H174ZM237 197H238V196H237ZM242 197H243V196H242ZM245 197H246V196H245ZM253 197H254V196H253ZM28 198H29V197H28ZM35 198H36V197H34V200H35ZM37 198H38V197H37ZM46 198H47V197H46ZM85 198L87 199V196H86V195H85ZM91 198H93V195L91 196ZM103 198H104V197H103ZM114 198H115V197H114ZM148 198H149V196H148ZM160 198H161V197H160ZM169 198H170V197H169ZM181 198L183 199L184 197H181ZM223 198H226V197L223 196ZM223 198H222V199H223ZM235 198H236V197H235ZM250 198H251V197H250ZM257 198H258V197H257ZM257 198H256L255 200H257ZM263 198H264V197H263ZM26 199H27V198H26ZM41 199H42V197H41ZM44 199H45V198H44ZM49 199H50V198H49ZM63 199H64V198H63ZM88 199H89V198H88ZM117 199H118V198H117ZM133 199H134V198H133ZM133 199H131V200H133ZM137 199H138V197H136V199H134V200H137ZM173 199H175V198H173ZM178 199H180V198H178ZM218 199H219V198H218ZM220 199H221V197H220ZM240 199H241V198H240ZM258 199H259V198H258ZM22 200H24V199H22ZM29 200H30V199H29ZM51 200H52V199H51ZM51 200H50V201H51ZM77 200H78V197H77ZM82 200H83V199H82ZM94 200H95V199H94ZM96 200H97V199H96ZM101 200H102V198H101L100 200L98 199V201H100V202H101ZM105 200H106V199H105ZM108 200H109V199H108ZM112 200H113L112 202H114V199H112ZM154 200H155V199H154ZM175 200H176V199H175ZM183 200H184V199H183ZM211 200H212V199H211ZM215 200H216V199H215ZM238 200H239V199H238ZM241 200H242V199H241ZM247 200H248V199H247ZM255 200H254V201H255ZM27 201H28V200H27ZM31 201H32V200H31ZM39 201H41L40 198H39ZM75 201H76V200H75ZM83 201H84V200H83ZM83 201H80V203H82ZM86 201H88V200H86ZM90 201H92V200H90ZM98 201H96V202H98ZM102 201H103V200H102ZM110 201H111V200H110ZM110 201H109V202H110ZM116 201H117V200H115V202H116ZM137 201H138V200H137ZM140 201H141V202H144V203H149V200H147V199H145V198L142 199V197H141V200H140ZM155 201H156V200H155ZM165 201H166V200H165ZM165 201H164V202H165ZM177 201H178V200H176V202H177ZM181 201H182V200H181ZM185 201H186V200H185ZM213 201H214V200H213ZM234 201H235V200H234ZM19 202H20V201H19ZM22 202H23V201H22ZM36 202H37V201H36ZM53 202H54V199H53ZM78 202H79V201H78ZM157 202H159V201H157ZM173 202H174V200H173ZM176 202H175V204H176ZM208 202H209V201H208ZM210 202H211V201H210ZM214 202H215V201H214ZM214 202H213V203H214ZM230 202H231V203H230ZM236 202H237V201H236ZM243 202H244V200H243ZM23 203H24V202H23ZM25 203H26V206H27V203H28V202H26V200H25ZM25 203H24V205H25ZM40 203H41V202H40ZM89 203H90V202H89ZM92 203H93V201H92ZM98 203H99V202H98ZM101 203H102V202H101ZM119 203L121 204L122 202H119ZM133 203L136 205V201L133 202ZM159 203H160V202H159ZM166 203H167V202H166ZM171 203H172V198H171L170 201L168 200V204L171 205ZM178 203H179V201H178ZM183 203H184V201H183ZM183 203H182V204H183ZM185 203H186V202H185ZM204 203H205V202H204ZM213 203H212V204H213ZM237 203H238V202H237ZM237 203H236V204H237ZM244 203H245V202H244ZM37 204H38V203H37ZM43 204H45V202H44ZM72 204H73V203H72ZM76 204H78V203H76ZM85 204H86V203H85ZM99 204H100V203H99ZM107 204H108V206H111V205H109V203H107ZM110 204H111V202H110ZM113 204H114V203H113ZM113 204H112V206L115 205V204H114V205H113ZM141 204H143V203H141ZM151 204H152V203H151ZM153 204H154V202H153ZM155 204H156V202H155ZM160 204H161V203H160ZM164 204H165V203H164ZM164 204H163V205H164ZM173 204H174V203H173ZM182 204H180V205H182ZM187 204H188V203H187ZM202 204H203V203H202ZM234 204H235V203H234ZM236 204H235V205H236ZM17 205H18V204H17ZM24 205H23V206H24ZM38 205H39V204H38ZM47 205H50V203L47 204ZM73 205H75V202H74ZM73 205H72V206H73ZM118 205H119V204H118ZM147 205H149V204H147ZM147 205L145 204V206H147ZM166 205H167V204H166ZM180 205H179V206H180ZM250 205H254V204H250ZM259 205H260V204H259ZM20 206H21V204H20ZM23 206H22V207H23ZM35 206H36V205H35ZM72 206H71V209H72ZM75 206H76V205H75ZM78 206H79V205H78ZM88 206L90 207L91 205H88ZM93 206H94V205H93ZM96 206H97V205H95L94 207H96ZM98 206H100V205H98ZM98 206H97V207H98ZM121 206H120V207H121ZM131 206H132V204H131ZM155 206H157V204H156ZM158 206H159V205H158ZM167 206H168V205H167ZM179 206H177V207H179ZM185 206H187V205H185ZM192 206H193V205H192ZM204 206H205V205H204ZM213 206H214V205H213ZM213 206H212V207H213ZM237 206H238V205H237ZM237 206H233V205L231 206V210H232V212H234V216H235L234 218L231 217V218H233V220L235 221L234 224H232V225H236V226H239V227H240L239 229H237V228L234 229V232H240L242 229H246V228L249 227V226H251V228L253 227V228H255V229H259V231H264V220H263V219H262V220H259V217H258V220H259V221H257L256 219H255L256 222L253 221L254 218L256 217V216H255V215H256L255 212H257V215H258V214H259V215H263V214L259 213V211L261 212L262 208H261V210H260V207H259V206H258V207H255V205H254V207L256 208V210H257L258 208H259V210H258V211L255 210L254 213H253V212H252V209H251L253 206H251V208L248 207V205H245V207L243 206V207H238V208H237ZM18 207H19V206H18ZM47 207H49V206H46V208H47ZM51 207H52V206H51ZM56 207H58V206H56ZM80 207H81V206H80ZM89 207H84V206H82V208L79 209L80 214H81V215L83 214V213H81V212H87L88 209H90ZM97 207H96V209L99 208V207H98V208H97ZM101 207H102V206H101ZM117 207H118V209H121V208H122V207L119 208V206H117ZM152 207H153V206H152ZM163 207H166V206L164 205ZM187 207H188V206H187ZM209 207H210V206H209ZM254 207H253V208H254ZM261 207H262V206H261ZM26 208H27V207H26ZM34 208H36V207H34ZM42 208H43V207H42ZM44 208H45V207H44ZM58 208H59V207H58ZM73 208H75V207H73ZM91 208H93V207L91 206ZM110 208H111V207H110ZM132 208H133V207H132ZM158 208H159V207H158ZM193 208H195V207H193ZM213 208H214V207H213ZM215 208H216V206H215ZM12 209H14V208H12ZM62 209H63V207H62ZM65 209H66V208H65ZM99 209H100V208H99ZM99 209H98V211H99ZM106 209H107V208H106ZM112 209H113V208H112ZM139 209L141 210V208H139ZM139 209H136V210H139ZM145 209H146V207H145ZM145 209H144V210H145ZM150 209H151V208H150ZM160 209H161V208H160ZM160 209H159V211H160ZM164 209H165V208H164ZM164 209H163V210H164ZM183 209H184V208H183ZM209 209H210V208H209ZM0 210H1V209H0ZM4 210H5V209H4ZM8 210H9V209H8ZM20 210H21V209H20ZM32 210H33V209H32ZM43 210H44L43 212H48L47 209H46V210L43 209ZM48 210L50 211V210H52V209H49V208H48ZM66 210L68 211L69 209H66ZM73 210H74V209H73ZM93 210H94V209H93ZM109 210H110V209H109ZM109 210H108V211H109ZM114 210H115V209H114ZM148 210H149V208H148ZM165 210H166V209H165ZM174 210H175V209H174ZM203 210H204V208H200V207H199V208L194 209L192 212H190V214H189L188 216H187L188 213L186 214V216H184L185 214H184V215L182 214L183 216L180 215V214H179V215L176 214V215L173 216V218H171V219H167L168 217H165V216H163L162 219H160V218L157 217V219H159V221H163V222H165V224L167 223L166 226L170 227L169 229H171V230L168 229L170 232H171V231H173V232H174V231H180L182 227L187 226V225H186L187 223H185V224L182 223L184 226L181 224V222H182L183 219H184V220H185V219H187V220H188V219H194L195 217H197V215H198V217H197V219H198L201 215H200V214H197V213H200V212L203 211ZM227 210H228V208H227ZM229 210H228V211H229ZM231 210H230V211H231ZM54 211H55V210H54ZM70 211H71V210H70ZM70 211H69V212H70ZM76 211H77V210H76ZM89 211H90V210H89ZM89 211H88V212H89ZM95 211L97 212V210H95ZM112 211H113V210H112ZM128 211H129V210H128ZM132 211H133V210H132ZM149 211H150V210H149ZM151 211H152V210H151ZM151 211H150L149 213H151ZM166 211H167V210H166ZM175 211H177V210H175ZM183 211H186V210H183ZM206 211H207V210H206ZM228 211H226V212H228ZM6 212H7V211H6ZM8 212H9V211H8ZM11 212H12V211H11ZM29 212H31V216L33 217V219L36 218V217H34L33 214H32V213H34V212H32V211H29ZM39 212H40V210H39ZM57 212H58V210H57ZM57 212H56V213H57ZM88 212H87V213H88ZM92 212H93V211H92ZM99 212H100V211H99ZM110 212H111V210H110ZM113 212H116V211H113ZM117 212H118V210H117ZM133 212H134V211H133ZM133 212H132V213H133ZM140 212H141V211H140ZM143 212H144V211H143ZM146 212H147V211H146ZM170 212H171V211H170ZM173 212H174V211H173ZM219 212H220V211H219ZM1 213H4V211L2 210ZM52 213H53V210H52ZM61 213H62V212H61ZM73 213H74V212H73ZM77 213H78V212H77ZM90 213H91V212H89L88 214H90ZM93 213H94V212H93ZM93 213H92V214H93ZM97 213H98V212H97ZM100 213H101V212H100ZM107 213H108V212H107ZM144 213H145V212H144ZM144 213H143V214H144ZM163 213H165V212H163ZM174 213H175V212H174ZM178 213H179V212H178ZM185 213H186V212H185ZM195 213L197 214L196 216H194ZM207 213H209L210 216H211V214H212L211 211H210V212H206V214H207ZM235 213H236L237 215H236ZM27 214H28V213H27ZM29 214H30V213H29ZM41 214H42V213H41ZM47 214H48V213H47ZM92 214H90V215H92ZM109 214H110V213H109ZM127 214H129V213L126 212V215H125L126 218H127ZM130 214H131V213H130ZM130 214H129V215H130ZM134 214H135V212H134ZM145 214H146V213H145ZM145 214H144V215H145ZM151 214H152V213H151ZM160 214H161V212H160ZM206 214H205V215H206ZM227 214H229V213H227ZM254 214H255V215H254ZM39 215H40V214H39ZM45 215H46V214H45ZM50 215H51V214H50ZM54 215H56V214H54ZM54 215H53V216H54ZM70 215H71L70 213H67V212H66L65 214H60L59 216H58V215H56L55 217H51V216H50V227L52 226L53 234L55 233V234H56L55 236H58V238H60V239L62 240L61 244H66V243H68V240H70V238H71L75 233L78 232L77 234H75L74 238H76L77 236L79 237V236L82 235L83 232H84V231H83V232H80L81 229H82V228H81V224L83 225V223H81V224H80V223L77 224V222H75L76 219H75V221H74V220H73L74 218H73L72 220H73L74 222L71 220V223H70V222H69V223L72 224V222H73V223H76V225H72V226L70 225V230L68 229V230H69V233H68V234L66 233L67 231H66V232L62 231V232H64V233H66L67 236L69 235V237H67L65 234H64V235H63L62 233L60 234L61 230H64V229H65L64 227L68 226V225H67L68 223H66V221H67L70 217H72V216H70ZM93 215H96V214H93ZM98 215H100V214L98 213ZM98 215H97V217H98ZM103 215H105V214H103ZM106 215H107V214H106ZM112 215H113V213H112ZM121 215H122V216H121ZM131 215H133V214H131ZM131 215H130V216H131ZM136 215H138V213H136ZM154 215H155V214H154ZM161 215H163V214H161ZM171 215H172V214H171ZM199 215H200V216H199ZM207 215H208V214H207ZM215 215H216V214H215ZM218 215H219V213H218ZM231 215H232V214H231ZM259 215H258V216H259ZM0 216H1V215H0ZM27 216H28V215H27ZM75 216H76V215H75ZM83 216H84V215H83ZM83 216H82V217H83ZM85 216H86V215H85ZM85 216H84V217H85ZM123 216H124V213H121L120 216H109V217H110L111 221H113V223H115V221H117V220H118L119 218H121V217L123 218ZM130 216H128V217H130ZM138 216H139V217H140V216L143 217L142 213H141V215L139 214ZM146 216H147V215H146ZM149 216H150V217L152 216L151 219H150V217H149V219L146 220V221H151V220H153V215H149ZM202 216L205 217L203 214H202ZM202 216H201V218H202ZM213 216H214V215H213ZM263 216H264V215H263ZM1 217H2V216H1ZM16 217H17V216H15V217H13V218H16ZM39 217H40V216H39ZM82 217L80 216V218H82ZM87 217H88V216H87ZM97 217H96V219H98ZM100 217H101V215H100ZM109 217H108V218H109ZM139 217H138V218H139ZM227 217H228V216H227ZM3 218H6V217L3 216ZM13 218H11V219H13ZM18 218H19V216H18ZM40 218H43V219L46 218V219H47V215H46V217H44V215H43V216L40 217ZM48 218H49V216H48ZM76 218H77V217H76ZM90 218H91V217H90ZM92 218H93V217H92ZM102 218H103V217H102ZM105 218L107 219V217H105ZM132 218H133V217H132ZM132 218H131V219H132ZM136 218H137V217H136ZM136 218H135V219H136ZM155 218H156V217H155ZM201 218H200V219H201ZM212 218H213V217H212ZM214 218H215V217H214ZM217 218H220V217L217 216ZM225 218H226V217H225ZM228 218H229V217H228ZM231 218H230V219H231ZM252 218H253V219H252ZM262 218H263V217H262ZM11 219H9L8 221L10 222ZM27 219H28V217H27ZM43 219H41V220H43ZM46 219H45V220H46ZM93 219H95V217H94ZM93 219H92V220H93ZM124 219H125V218H124ZM124 219H123V220H124ZM139 219H141V218H139ZM145 219H146V217H145ZM145 219H144V221H145ZM197 219H196V220H197ZM202 219H203V218H202ZM209 219H210V218H209ZM215 219H216V218H215ZM3 220L6 221L7 218H6V220H5V219H3ZM13 220H14V219H13ZM16 220H17V219H16ZM16 220H15V221H16ZM28 220H29V219H28ZM30 220H31V219H30ZM30 220H29V221H30ZM36 220H37V219H36ZM36 220H35V221H36ZM47 220H49V219H47ZM69 220H70V219H69ZM81 220H82V219H81ZM108 220H109V219H108ZM108 220H107V221H108ZM127 220H128V219H127ZM210 220H211V219H210ZM231 220H232V219H231ZM15 221H14V222H15ZM43 221H44V220H43ZM77 221H78V219H77ZM85 221H86V220H85ZM107 221H105V222H107ZM121 221H122V220H121ZM121 221H120V222H121ZM135 221H136V220H135ZM140 221H141V220H140ZM156 221H157V220H156ZM189 221H190V220H189ZM198 221H200V220H197V223H198ZM240 221H241V222H240ZM2 222H3V221H2ZM47 222H49V221H47ZM47 222H46V223H47ZM81 222H83V221H81ZM120 222H119V223H120ZM122 222H123V221H122ZM122 222H121V223H122ZM131 222H132V221H131ZM186 222H187V221H186ZM200 222H201V221H200ZM231 222H232V221H231ZM237 222H239L238 225L235 224V223H237ZM4 223H5V222H4ZM10 223H11V222H10ZM32 223H33V221H32ZM38 223L41 224V223H43V222L38 220V221L34 222V224L32 225L31 228L33 229V228L37 227ZM46 223H45V224H46ZM91 223H92V222H91ZM107 223H108V222H107ZM111 223H112V222H111ZM127 223H128V222H127ZM147 223H148V224L145 223V224H146V225L144 226L145 229H151V230H152V229H153L152 227H155V224H150L151 222H147ZM223 223H224V222H223ZM247 223H249V224H247ZM0 224H1V223H0ZM16 224H17V223H16ZM89 224H90V223H89ZM162 224H163V223H162ZM7 225H8V224H7ZM46 225H47V224H46ZM46 225H45V227L42 226L43 228L40 227V228H41L40 230H39L38 228H37V229H38L40 232H41V230H42V232H43L44 229L46 228ZM94 225H95V224H94ZM104 225H105V224H104ZM110 225H111V224H110ZM115 225H116V224H115ZM122 225H124V223H123ZM126 225H128V224H126ZM130 225H132V224H130ZM130 225H129V226H130ZM156 225H157V224H156ZM163 225H164V224H163ZM188 225H190V224H188ZM200 225H201V224H200ZM223 225H224V224H223ZM225 225H226V223H225ZM232 225H231V226H232ZM3 226H4V225H3ZM5 226H6V225H5ZM22 226H23V225H22ZM27 226H28V225H27ZM29 226H30V225H29ZM84 226H85V225H84ZM90 226H91V225H90ZM92 226H93V225H92ZM111 226H114V225H111ZM166 226H165V227H166ZM180 226H182V227H180ZM236 226H234V227H236ZM20 227H21V226H20ZM24 227H26V226H23L22 229H24ZM50 227H48V230H47V231H49ZM88 227H89V226H88ZM93 227H94V226H93ZM93 227H92V228H93ZM96 227H97V226H96ZM103 227H104V226H103ZM103 227H102V228H103ZM120 227H121V225H120ZM188 227H189V226H188ZM188 227H187V228H188ZM194 227H195V226H194ZM234 227H232V229H233ZM2 228H3V227H2ZM18 228H19V227H18ZM29 228H30V227H29ZM63 228H64V229H63ZM68 228H69V227H68ZM99 228H100V227H99ZM125 228H126V226H125ZM127 228H128V227H127ZM5 229H6V230L2 229L3 232H2V230H1L0 232H2V236L10 235L9 237H11V234H15V233H17V231L19 230V229H17V226L15 227V224H14V226H13V223H12V226H9V225H8L7 228H5ZM20 229H21V228H20ZM35 229H36V228H35ZM35 229H34V230H35ZM37 229H36V231H35V232H36V233H35L36 236L39 234V231L37 232ZM46 229H47V228H46ZM83 229H84V228H83ZM86 229H87V228H86ZM86 229H85V230H86ZM100 229H101V228H100ZM108 229H109V228H108ZM113 229H114V227H113ZM116 229H117V228H116ZM116 229H115V231H116ZM119 229H120V228H119ZM119 229H118V230H119ZM182 229H183V228H182ZM24 230H25V229H24ZM34 230H33V231H34ZM91 230H92V229H91ZM111 230H112V229H111ZM188 230H189V229H188ZM22 231H23V230H22ZM22 231H21V234H20L21 237H23V235L25 236V234L28 233V232H26V233L24 232L25 234H22ZM29 231H30V230H29ZM59 231H60V232H59ZM125 231H126V230H124V232H125ZM183 231H184V229H183ZM183 231H182V232H183ZM242 231H244V230H242ZM254 231H255V230H254ZM254 231H253V232H254ZM257 231H258V230H257ZM103 232H105V231L103 230ZM108 232H109V230H108ZM108 232H106V233H108ZM110 232H112V231H110ZM113 232H114V230H113ZM117 232H121V231H117ZM150 232H151V231H150ZM245 232H246V231H245ZM247 232H248V231H247ZM251 232H252V231H250V234H251ZM255 232H256V231H255ZM18 233H19V232H18ZM29 233H30V232H29ZM33 233H34V232H33ZM37 233H38V234H37ZM44 233L47 234L45 231H44ZM85 233H86V232H85ZM89 233H90V232H89ZM93 233H94V232H93ZM99 233H100V232H99ZM176 233H178V232H176ZM227 233H229V232H227ZM230 233H231V232H230ZM100 234H101V233H100ZM112 234H113V233H112ZM114 234H115V232H114ZM117 234H120V233H117ZM174 234H175V233H174ZM182 234H184V233H182ZM182 234H180L179 238L181 237ZM248 234H249V233H248ZM16 235H17V234H16ZM93 235H95V234H93ZM106 235H107V234H106ZM106 235H104V236H102V237H105ZM108 235H109V234H108ZM108 235H107V236H108ZM175 235H176V234H175ZM177 235H179V234H177ZM2 236H1V237H2ZM12 236H13V235H12ZM18 236H19V235H18ZM18 236H16V237H18ZM26 236H27V234H26ZM31 236H32V235H31ZM40 236H41V234H40ZM40 236H39L38 238H40ZM99 236H100V239H101V235H99ZM99 236H98V237H99ZM113 236H115V235H113ZM116 236H117V235H116ZM116 236H115L114 238H116ZM184 236H185V235H184ZM29 237H30V236H29ZM29 237H28V239H29ZM78 237H77V240L81 239V238L78 239ZM93 237H94V236H92V238H93ZM95 237H97V236H95ZM95 237H94V238H95ZM98 237H97V238H98ZM108 237H109V236H108ZM110 237H111V236H110ZM229 237H230V236H229ZM31 238H32V237H30V239H31ZM38 238H37V239H38ZM46 238H47V237H46ZM55 238H56V237H55ZM74 238H73L72 242L74 241ZM86 238H87V237H86ZM97 238H96V240H97ZM105 238H106V237H105ZM209 238H210V237H209ZM4 239H5V238H4ZM9 239H10V238H9ZM11 239H12V238H11ZM14 239H15V237H14ZM37 239H36V240H37ZM56 239H57V238H56ZM100 239H98V240H100ZM107 239H108V238H107ZM109 239H110V238H109ZM117 239H118V238H117ZM217 239H218V238H217ZM257 239H258V238H257ZM257 239H256V240H257ZM7 240H8V239H7ZM20 240H21V239H20ZM20 240H19V242H21ZM22 240H23V239H22ZM24 240H25V239H24ZM24 240H23V242H24ZM88 240H89V239H88ZM96 240H94V241H95V242H94V243H95L94 246L97 245V244H99V243L101 242V240H100L99 242L97 241L98 243L96 244ZM103 240H104V239H103ZM111 240H113V238H112ZM114 240H115V239H114ZM181 240H183V239H181ZM252 240H253V239H252ZM262 240H263V239H262ZM8 241H9V240H8ZM38 241H39V240H38ZM38 241H37V243H38ZM82 241H83V240H82ZM82 241L79 240V243H78V244H80V242H82ZM105 241H106V240H105ZM115 241H116V240H115ZM217 241H218V240H217ZM0 242H1V243H2V242H5V240H4V241L2 240V241H0ZM25 242H26V240H25ZM25 242H24V243H25ZM33 242H35V243H32V241H31L32 245H29V246H30V247H29V251H30L29 253H30V254L27 253L25 256H24V253H23V256H21V254H20L19 256H21V257H20V259L18 260L17 264H46L45 262L48 261V258H49V257H47V256H43V255H40L39 253L37 254V251L35 250L37 244H36V241H35V240H34ZM44 242H45V240L43 241V243H44ZM72 242L70 241L69 243L72 244ZM83 242H84V241H83ZM88 242H89V241H88ZM88 242H87V243H88ZM90 242H91V240H90ZM107 242H108V240H107ZM111 242H113V241H111ZM183 242H184V240L181 241V243H183ZM206 242H208L207 239H206L205 243H206ZM221 242H222V241H221ZM243 242H244V241H243ZM249 242H250V241H249ZM255 242H256V241H255ZM5 243H6V242H5ZM7 243H8V242H7ZM7 243H6V244H7ZM14 243H16V242H14ZM21 243H22V242H21ZM76 243H77V242H76ZM84 243H86V242H84ZM102 243H103V242H101V247H102ZM208 243H209V242H208ZM217 243H218V242L215 243V244H216L215 246L218 247L220 244L217 245ZM219 243H220V242H219ZM227 243H228V242H227ZM230 243L233 244L232 242H229L228 244L230 245ZM236 243H237V242H235L234 244L236 245ZM238 243H239V242H238ZM241 243H242V241H241ZM244 243H246V242H244ZM257 243H258V242H257ZM2 244H4V243H2ZM28 244H29V243H28ZM44 244H45V243H44ZM59 244H60V242H59ZM78 244H76V245H78ZM90 244H91V243H90ZM113 244H115V243L113 242ZM206 244H207V243H206ZM212 244H213V243H212ZM221 244H223V243H221ZM224 244H226V242H224ZM224 244H223V245H224ZM249 244H251V243H249ZM252 244H253V243H252ZM261 244H262V242H260V245H261ZM19 245H20V243H19ZM40 245H41V242H40ZM74 245H75V244H74ZM82 245H83V244H82ZM82 245H81V246H82ZM86 245H87V244H86ZM91 245H92V244H91ZM106 245H107V243H106ZM115 245H116V244H115ZM180 245H181V244H180ZM223 245L221 246V248L224 250ZM235 245H230V246L227 245V246H228L227 249H225V251L222 250V253H219V254H221V255L218 254V256H217V254H216V252H218V251L215 250L216 247H214L213 250H210V251H212V252H211L209 258H212L213 260L216 258L214 262L211 261V262H213V263H211V264H225V263L232 264V263H233V255H232V253H235L236 250L238 249V246H239V245H243V243H242V244L239 243V245H236V246H235ZM260 245H259V247H261ZM8 246H9V245H8ZM26 246H27V245H26ZM43 246H44V245H43ZM43 246H42V247H43ZM60 246H62V245H60ZM60 246H58V247H60ZM66 246H67V245H65V247H66ZM79 246H80V245H79ZM83 246L85 247V244H84ZM87 246H88V245H87ZM94 246H93V247L90 246V247H88V248H86V249H84V248L81 249V250H82V252H81L82 255H89L86 259H87V260H90V261L95 260L96 263H97V262H101V261H103L104 258H102V256H99V254H98V253H100V252L97 250V249H99V248L96 249V248H94ZM97 246H98V245H97ZM107 246H109V247L111 248V245H107ZM112 246H113V245H112ZM207 246H208V245H206L205 247H207ZM213 246H214V245H213ZM213 246H212V248H213ZM224 246H225V248H226V245H224ZM255 246H256V245H255ZM1 247H3V246H1ZM4 247H5V245H4ZM15 247H16V246H15ZM21 247H22V246H21ZM39 247H40V246H39ZM63 247H64V246H63ZM65 247H64V248H65ZM76 247H77V246H76ZM9 248H10V247H9ZM12 248H13V247H12ZM25 248H26V247H25ZM46 248H47V247H46ZM61 248H62V247H61ZM73 248H74V247H73ZM77 248H78V247H77ZM77 248H76V250H77ZM105 248H106V246H105ZM112 248H113V247H112ZM118 248H119V247H118ZM209 248H210V247H209ZM247 248H248V247H247ZM256 248H257V247H256ZM1 249H2V252H0V253H2L1 255H3V252H4V250H5L6 248H5L4 250H3V248H1ZM14 249H15V248H14ZM14 249H13V250H14ZM26 249H27V248H26ZM26 249L23 248V250H26ZM36 249H37V248H36ZM39 249H41V247H40ZM43 249H44V247H43ZM47 249H48V248H47ZM47 249H46V250H47ZM49 249H50V248H49ZM66 249H67V248H66ZM79 249H80V247H79ZM108 249H109V248H108ZM108 249H107V250H108ZM205 249H206V248H205ZM205 249H204V250L202 249V250H200V251H201V252H202V251H205ZM218 249H220V246H219ZM257 249H258V248H257ZM6 250H8V249H6ZM6 250H5V251H6ZM27 250H28V249H27ZM46 250L44 249L43 251L45 252ZM55 250H56V249H55ZM57 250H58V249H57ZM62 250H63V249H62ZM64 250H65V249H64ZM67 250H68V249H67ZM99 250H100V249H99ZM107 250H106V251H107ZM114 250H115V249H114ZM194 250H195V252H196V249H194ZM238 250L240 251V249H238ZM241 250H242V249H241ZM248 250H249V249H248ZM258 250H259V249H258ZM260 250H262V249H260ZM260 250H259V251H260ZM11 251H12V250H11ZM18 251H19V250H18ZM52 251H53V250H52ZM58 251H59V250H58ZM71 251H72V250H71ZM73 251H74V250H73ZM73 251H72V252H73ZM79 251H80V250H79ZM102 251L104 252L105 250L102 249ZM198 251H199V250H198ZM198 251H197L196 253H199ZM207 251H208V250H207ZM207 251H206V252H207ZM210 251H209V252H210ZM219 251H220V250H219ZM244 251H245V250H244ZM254 251L256 252V250H254ZM6 252H7V251H6ZM6 252H4V254H5ZM27 252H28V251H27ZM40 252H41V251H40ZM50 252H51V251H50ZM50 252H47V253H50ZM60 252H62V251H60ZM64 252H65V251H64ZM72 252H71V253H72ZM76 252H77V251H76ZM103 252H101V253H103ZM110 252H114L113 249H112ZM193 252H194V251H193ZM193 252H192V253H193ZM195 252H194V253H195ZM206 252H205V253H206ZM246 252H247V251H246ZM246 252H245V253H246ZM260 252H261V251H260ZM8 253L10 254L9 251H8ZM18 253H19V252H18ZM20 253H22V252H20ZM69 253H70V252H69ZM79 253H80V252H79ZM101 253H100V254H101ZM115 253H116V252H115ZM160 253H161V252H160ZM178 253H179V252H178ZM188 253L191 254V250H190V252H188ZM196 253H195V254H196ZM203 253H204V252H203ZM203 253H201V254H203ZM247 253H248V252H247ZM252 253H253V251H252ZM9 254H8V255H9ZM43 254H46V253H43ZM55 254H56V253H55ZM75 254H76V253H75ZM77 254H78V253H77ZM104 254H105V253H104ZM106 254H107V253H106ZM180 254H182V253H180ZM190 254H184V255H181V256L179 255L180 257L176 254V256L179 257L178 262H177L176 264H192L194 261L191 262V259L194 258V257H192L193 254H192V256H191ZM1 255H0V256H1ZM8 255H7V256H8ZM10 255H11V254H10ZM50 255H51V254H50ZM52 255L54 256V254H52ZM65 255H67V254H65ZM70 255H71V254H70ZM72 255H73V254H72ZM101 255H102V254H101ZM113 255H114V254H113ZM196 255H197V254H196ZM257 255L262 256V257H261L260 259H258V258H257V259H254V258H251V257H250V258H251V261H249V262L246 263V264H264V254H263V255H262V254H257ZM13 256H14V255H13ZM13 256H12V257H13ZM48 256H49V255H48ZM59 256H60V255H59ZM104 256L106 257V255H104ZM107 256H108V255H107ZM144 256H145V255H144ZM144 256H143V257H144ZM174 256H175V255H174ZM194 256H195V255H194ZM207 256H208V255H207ZM207 256H206V257H207ZM244 256H245V255H244ZM62 257H63V256H62ZM73 257H74V255H73ZM73 257H72V258H73ZM75 257H76V256H75ZM78 257H79V256H78ZM114 257H115V256H114ZM0 258H2V257H0ZM10 258H11V257H10ZM18 258H19V257H18ZM63 258H64V257H63ZM72 258H71V259H72ZM110 258H111V257H110ZM140 258H141V257H140ZM240 258H241V257H240ZM255 258H256V257H255ZM55 259H56V258H55ZM58 259H59V258H58ZM60 259H62V258L60 257ZM71 259H70V260H71ZM82 259H83V258H82ZM84 259H85V258H84ZM246 259H248V258H246ZM13 260H14V259H13ZM62 260H63V259H62ZM62 260H60V261H62ZM65 260H66V259H65ZM72 260H73V259H72ZM74 260H76V259H74ZM77 260H78V259H77ZM105 260H106V259H105ZM137 260H138V259H137ZM142 260H143V259H142ZM144 260H145V259H144ZM144 260H143V261H144ZM202 260H203V264H204L205 262H207V260H210V259L204 257V259H202ZM238 260H239V259H238ZM6 261H9V260H6ZM60 261H59V263H60ZM63 261H64V260H63ZM84 261H85V260H83V262H84ZM108 261H109V259H108ZM133 261H134V260H133ZM175 261H176V260H175ZM185 261H186L187 263H186ZM240 261H242V260H240ZM240 261H239V262H240ZM244 261H245V260H244ZM254 261H255V262H254ZM4 262H5V261H4ZM80 262H81V261H80ZM80 262H79V263H80ZM83 262H81V263H83ZM85 262H86V261H85ZM95 262H93V263H95ZM116 262H117V260H116ZM118 262H119V260H118ZM134 262L136 263V259H135ZM0 263H1V262H0ZM6 263H7V262H5L4 264H6ZM68 263H70V262L68 261ZM74 263H75V262H74ZM77 263H78V262H77ZM113 263H114V262H113ZM236 263H238V262H236ZM2 264H3V262H2ZM10 264H11V263H10ZM49 264H50V263H49ZM51 264H52V262H51ZM84 264H86V263H84ZM109 264H111V262H109ZM114 264H116V263H114ZM133 264H134V263H133ZM208 264H209V263H208ZM240 264H241V263H240Z\"/></svg>", "mask_w": 264, "mask_h": 264}]
</instances>
